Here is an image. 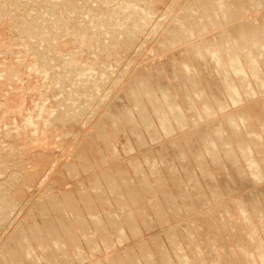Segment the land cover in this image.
I'll return each instance as SVG.
<instances>
[{"label": "rangeland", "instance_id": "1", "mask_svg": "<svg viewBox=\"0 0 264 264\" xmlns=\"http://www.w3.org/2000/svg\"><path fill=\"white\" fill-rule=\"evenodd\" d=\"M4 1H6V2H4ZM10 1V0H9ZM9 1L8 0H0V3H2V5L0 4V12L1 11H4V14H5V12H8L9 11V9H10V12H12V11H14V10H17V11H15L16 13H14L13 12V15H14V18L13 17H11L10 15V12L9 13H7V15H4L3 14V12H1L0 13V16L2 15V17H0V19H2V20H0V37H2V38H0V40H1V42H0V49H1V51H0V53L1 52H3V53H1L0 54V72H5V70H8L9 69V64H10V67L11 66H14V67H16V65H17V68L19 69L20 68V70H21V72H22V74H26V76H24V75H22L23 76V79L24 80H26L24 83H23V86H22V83L21 84H19V86H17L18 88H17V90L19 89V91H17L16 92V90H15V92H13L12 94H14V95H12V96H16L15 97V99H17L16 101H17V103L14 101V102H12V104H13V107H12V104H11V106L10 107H8L10 110H8L6 107H7V100L6 101H4L6 98L5 97H7V99L9 98V95L7 96V92H8V88H7V84L8 83H5L6 81H5V78H3V76H2V78H1V75H0V85H1V87H0V105H1V110L2 111H0V112H2V113H5V112H3V111H5L6 109L9 111V114L8 113H6V114H8V117H7V115H5V114H2V113H0V115L2 114V116H0V123L2 122V120H3V117H4V119H5V121H8V122H10L11 123V125H12V122L11 121H13V118L11 117V115H14V114H16L15 116L17 117L18 116V119L20 118V121H21V118L23 117V116H28V114H30L29 112H33L32 114H30V115H33L36 119H38V117H36V115H35V113H36V111L38 110V109H36L35 107V104H37V105H39L38 103H40L42 100H43V104H44V110H43V112L45 113V111L48 113V112H50V113H45V114H43V116L41 117L42 119L40 120L39 119V121L41 122V124L42 125H47L48 123H50V122H52V123H55V122H61L62 120L63 121H69L70 119H72V118H74L75 117V125H72V131H67L69 128H67V130L65 131V130H62V131H64V132H66L65 134H64V132L62 133L61 131H58V134H55L54 135V137H53V140H51V141H53V144L55 145V140H56V145H55V147L56 148H54V147H51V148H49V146H50V144H49V142H48V139H46V138H44L45 137V135L44 136H42L41 135V132L43 133V130L42 129H39L38 130V132H40V134L38 133L37 135H35L36 134V132H33V131H31V130H29V132H26V135L27 134H30V135H27L26 136V140H27V137H28V139H29V142H30V144L31 145H29V147L28 148H25L26 146H24L23 145V143H22V139L20 138V134H14V139H13V137H11V136H9V139H8V137H6L5 135L8 133L7 131H4L3 133L2 132H0V202H3V200H4V198H2V197H4L5 196V198L7 197L8 199H9V201H7L8 199L6 198V201L9 203H12V204H10V206H9V204L6 202V204H7V206H6V204H5V200H4V202H3V204L2 203H0V204H2V205H0V208H1V206H5V209L8 211H5V209H3L4 207H2L0 210H4L5 212V214L7 213V216H3L2 214V212H3V210H2V212H0V213H2L1 215H0V220L1 219H3V217L5 218L4 219V222H0V253H1V251H5V248H6V251L8 250V249H10V248H12V249H15L16 250V248L17 249H19L17 252H19L20 253V250L23 248V247H20V246H22V244L20 245L19 243H21V242H19V236H21L20 234H22V235H24L26 232H28L29 230L31 231H34V229L35 228H38V227H40V228H43V227H45V226H52L54 223H52V222H55V224H56V226H55V224H54V226L55 227H57V223L58 224H62V226H66V228H62V227H60V229L62 228V229H64V231H61L60 229H58L59 231H57L56 232V235H58V236H53V238L54 237H57V238H54L56 241H57V244H56V241L54 240V239H52V237L50 238V236L49 235H47L46 236V240H48V241H46L45 239L43 240V246L44 247H41L42 248V251H41V248L38 250V249H36L37 250V252H38V254L39 255H41L40 257H42L43 258V262L41 263V262H39V260H38V262H39V264H49V261H51L52 259H49V258H51V257H53V258H56V259H53V260H55V261H51V262H53V263H57V264H124V263H126L127 261L126 260H128V264L132 261H135L134 260V258L136 259H140V262L139 261H137V259H136V261H135V263H142V264H147V261H146V259L148 260V261H150L151 263H153V264H157V262H158V264H174L175 262L176 263H178V260L181 258L182 260H181V262L183 261V257H185V256H183L184 254H185V252H187L186 253V256H187V254H188V258H189V260L188 259H184V261L186 260V262L187 261H192L191 263H193L194 264V262L196 261V263L195 264H203V263H205V264H209V262H211L212 264H217V261L219 262V263H223V264H253V263H249V262H253L254 260H260L261 258L259 257V254H258V256H257V249L255 248L256 247V245L254 246L253 244H254V242L252 243L251 242V238H250V236H249V238H248V234H246V232H248V231H246L245 232V229L243 228L244 227V225H245V222H246V220H245V217H246V215L243 217V212H241V210H240V212H239V210H237V206H236V204H238V201H239V204H244L243 206H244V208H245V210H246V208H247V212H249L250 213V211H251V213H253V214H251V215H253L252 217H254L253 219H254V221L253 222H257V221H259V222H261V221H263L264 220V218H262L263 216H262V214L264 215V200H263V198H264V179H261V180H259L258 179V181H257V179L256 178H254V177H252L251 176V174H250V170H248V171H245L247 168L246 167H248V164L245 162V164L246 165H244V164H242V163H244V162H241V165H239L240 166V168L241 167H243V166H245V170L243 169V168H241L240 169V171L243 169V174L245 173H249V174H247L248 175V177L251 179V180H249L247 177H246V175L245 176H241L240 175V172L238 171H236L237 172V174H235V170H236V168H234L232 165V162L234 161V158L232 159L233 161H231V158L233 157L232 155H234L235 156V158H236V155L238 156L236 159H235V161L237 162V159L239 160L237 163L236 162H234V166L236 167V166H238V165H235V163L236 164H238L240 161H243L244 160V158H242L243 156H242V154H236V152L235 151H237V153H238V149H236L234 152L232 151V152H227L228 151V148H229V146H231L232 147V145L234 144V142H236L234 139H236L235 137H233V134L231 133V135H229V132L231 131V130H229L230 129V127H228L229 126V124H227V121H226V116H228L229 117V115H227V114H230V116L233 114V113H237V112H243V113H245L246 115H247V117L250 115V117L249 118H251L252 119V121H254V123L256 124H254V129H255V131L254 132H257V130H258V132L260 133V131H262V126L264 127V88H262V91H261V89L260 90H258L257 88H258V86L257 87H255L257 90H256V92H255V94L253 95V96H251V98L250 97H247V96H244L243 98H242V100L239 102V103H232L233 101H231L230 102V100L231 99H229V94H228V92H227V90L224 88L225 87V85H224V83H223V81H222V76H221V73H219L217 70H216V68H215V66H214V62L212 61V60H207V59H202V60H200L199 62H198V60L197 59H195V57L194 58H192V54H194V53H192V51H189V49H190V47H195L194 45H196L197 47L199 46H201V45H203L205 42H204V38H206V37H209V36H211V37H215L217 34L219 35V38L221 37L222 38V36H220V35H223V33L226 31L228 34H229V32L232 30V32L234 31V29H236V30H238L240 27H243V24L244 23H246L248 20H252V19H255V18H259V14L260 13H262V12H264V2H262V0H261V4H263V5H257V6H255V4H253V3H251L250 2V0H242V4H243V6L245 5V10H241V9H244V7L243 8H241L242 6H238V4H237V7H236V10L235 11H237L238 12V14L236 13V14H234V15H236V16H234L233 17V19H231L230 20V22H229V20H228V22L226 21V22H222V24L221 25H219V26H217V28H211V25H210V28H209V31L208 30H206V31H204L203 33H201V34H197L196 36H192L191 38H184L185 40H182L180 43H175L174 45H171L172 43V41H169V44L170 45H168L167 47H161V46H158V45H160V43H162V41H163V39H164V37H165V35H166V32H168V31H172V30H174V27L173 26H177L178 24H177V17L178 16H181V17H183V14H185L186 12H187V10L190 8L189 6H192L191 8L193 9V7L195 6L194 5V2H195V4H197L198 6H195V8H194V10H197V9H200V10H197V11H200V12H198V13H200V14H204L205 15V13H204V11H203V8L201 7L200 8V6H199V3H197L196 1H198L199 2V0H165L164 2H163V4H160V5H158L157 6V8L156 7H154V8H152L151 7V3H146V4H142L143 6H144V8L145 9H148V12L151 14L148 18H150V17H152V19L149 21H144V22H142V23H139L138 24V26L140 27V28H138V27H133V24H134V26H135V24L136 23H134V21L136 22L137 20H134L133 22H131V24H128V23H130V22H125V20H122V22H124V23H122L123 24V27H124V24H127L128 26L129 25H132V26H129V29H128V26H126L125 25V31H124V33H125V35H127V32H128V35L127 36H129L128 38H129V42L130 43H132V41L134 42V43H132L131 44V47H130V49L129 48H127L128 46V44H130L128 41H127V39H126V41L124 42L123 41V38H124V36H123V38H121L120 36H121V34L123 33V30H124V28L122 27V29H121V27L119 26L118 28H116V30H115V28L113 29L114 31H117V32H114V34H108V35H106L105 34V38H107V39H105L104 37V40H103V38L102 39H99V40H101L102 42H104L105 44H102L104 47L106 46V48L108 47L107 45H109L110 44V40L108 39L109 38V36L111 37V36H113V37H116V36H118L119 35V38H120V40L121 41H123V45L125 44H127L126 45V48H122L121 49V46L123 47V45H119V47H120V49L117 51V50H114L115 52H111V51H108V52H110V53H108L106 56L108 57H104L105 58V60L101 63L100 61H101V58H99L98 56H99V52L101 51V50H99V43H98V41H97V39L99 38L98 36H96L97 35V33L99 34V33H103L104 32V30H100V29H96V30H94L93 32H96V34L94 35V33L92 34V35H90V37L92 38H90V41H88L89 43L91 42V40H96L97 41V43H95V44H98V46L97 45H95V44H93V41L89 44L90 46H87V49L85 48V46H83L82 47V45H80V43H79V41H78V38L76 37L77 36V34H76V31H75V34L73 33L74 31H72V29L70 30V32H69V30L68 31H62L63 30V28H64V25H65V27L68 25V23L71 21V19H72V17H73V19H72V21L71 22H73V24L75 25L76 23L74 22L75 20H76V15L78 16V18H77V21L79 20V24L81 25V26H84L85 27V25H86V22H84L83 21V17H85L86 16V19L84 18V20H87V17L89 16H92L93 18H94V16H96V15H98L99 13H103V11L104 10H109L110 8H111V10L113 9L114 11H116L117 9H120V6L118 7V5H121V1L120 0H114L115 2L113 3H109L111 0H108L109 2H108V4H107V6H105L104 4L105 3H103V4H101V3H97V4H87L86 6L82 3V5H80L81 3H80V1L78 0V3L76 4L75 3V7L79 10H77V9H75V8H72L71 10H72V12H74V14L72 13H70L69 11H67V10H65V9H67V8H63L64 10H61V8L59 9L58 8V12L55 10L54 11V9L52 10V11H54V12H52L51 10H48L49 9V7L51 8V6H49V5H43V3H42V1H40V0H34V1H32V3H34V4H30V0H23L22 2H25L26 3V5L23 3V5H25L24 7H23V5H21L22 3L19 1V0H11L10 1V3H14V2H18L19 1V4L21 5H19L18 3L14 6V4H9ZM28 1H30L29 3H28V6L29 7H27V2ZM49 2H51L50 0H48ZM75 1V0H74ZM113 1V0H112ZM119 1H120V4H119ZM150 0H148V2H149ZM209 1H214V3H215V0H209ZM232 1V0H231ZM264 1V0H263ZM8 2V3H7ZM36 2L38 3V2H41L42 3V5H43V7L45 6V9L42 7V5H41V3H40V5L39 4H36ZM53 3H55V0H53L52 1ZM77 2V1H76ZM150 2H152V1H150ZM211 2V3H212ZM216 2L218 3V1L216 0ZM4 3V4H3ZM217 3H215V6L217 5ZM7 4H9V5H7ZM109 4H110V6H109ZM201 4V3H200ZM213 4V3H212ZM12 5V6H11ZM37 5V6H36ZM52 5V4H51ZM79 5V6H78ZM83 5H84V7H83ZM101 5V6H100ZM188 5V6H187ZM249 5V6H248ZM2 6V7H1ZM4 6H7V8L5 7V9L3 10V7ZM11 6V7H10ZM13 6H14V8H16L17 7V9H14L13 8ZM38 6H40V7H38ZM46 6H48V8L46 7ZM83 8H82V7ZM98 6L100 7L99 9L100 10H96L95 11V13H96V15H93L94 13H92V15L91 14H88V13H90V11H88L87 9H89V7H91V8H93V9H97L98 8ZM105 6V7H104ZM114 6V7H113ZM146 6H149V7H146ZM213 6H214V4H213ZM247 6V7H246ZM10 7V8H9ZM20 7L22 8V9H20ZM38 7V8H37ZM79 7V8H78ZM103 7V9H101ZM110 7V8H109ZM113 7V8H112ZM115 7H117V9L115 8ZM1 8H2V10H1ZM9 8V9H8ZM19 8V9H18ZM27 8H28V12H27ZM29 8H33L32 10L31 9H29ZM39 8H41V9H39ZM135 8H137V7H135ZM152 8V9H151ZM250 8V9H249ZM14 9V10H13ZM37 9V10H36ZM39 9V10H38ZM44 11H43V10ZM75 9V10H74ZM84 9V10H83ZM116 9V10H115ZM149 9H151V10H149ZM240 9V10H239ZM8 10V11H7ZM24 10H26L25 11V13H24ZM41 10V11H40ZM61 10V14L59 13V11ZM102 10V11H101ZM29 11H31L32 12V15H31V13L29 12ZM35 11V12H34ZM42 11L43 12H45L46 14L47 13H56V14H58V15H56V14H54V16H53V14L52 15H50V14H47V15H45V13L44 14H41L42 13ZM46 11H49V12H46ZM64 11H66V13L64 12ZM77 13H76V12ZM100 11V12H99ZM110 11V10H109ZM113 11V12H114ZM186 11V12H185ZM197 11H194L193 12V15H195L196 13H197ZM202 11V12H201ZM36 13L35 15L36 16H34V13ZM39 12H40V14H39ZM65 14H63V13ZM67 12H68V14H67ZM80 12H81V14H82V16H81V14H80ZM99 12V13H98ZM105 12V11H104ZM28 13H30V15H28ZM83 13H85V15L83 14ZM86 13H87V15H86ZM118 14H119V12H117ZM180 13V14H179ZM197 13V14H198ZM8 14H9V18L7 17L8 16ZM19 14H21V16L19 15ZM25 16H24V15ZM71 14V15H70ZM105 14H107V13H104V15ZM118 14H116V15H118ZM202 14V15H203ZM12 15V16H13ZM15 15H19V17L20 18H18V16H15ZM41 15V16H40ZM70 15V16H69ZM75 17H74V16ZM80 15V16H79ZM199 15V14H198ZM198 15H196V16H198ZM203 15V16H204ZM7 18H6V17ZM26 16H27V18H26ZM28 16H30V17H28ZM31 16H32V18H33V16L35 17V18H31ZM42 16H44V17H42ZM45 16H47V18L45 17ZM52 16V19L50 18ZM56 16H58V20H56V21H54L55 19L54 18H56L57 19V17ZM68 16V17H67ZM100 15H98V16H96V17H99ZM4 17V18H3ZM23 17V18H22ZM25 17V18H24ZM61 17V18H60ZM62 17H64L63 19H62ZM71 19H70V18ZM79 17H82L81 19L79 18ZM88 17V18H89ZM91 17V18H92ZM176 17V18H175ZM181 17H179V18H181ZM190 17H192L190 20L191 21H193L194 20V18H197V17H195L194 16V18H193V16H190ZM199 17V16H198ZM201 17V16H200ZM6 18V19H5ZM11 18H13V20H11ZM18 18V20H20V21H22V23L24 22L23 21V19L25 20V21H29L28 19H32L33 21H30L31 22V24L32 25H30V27L28 28V29H32V27H33V25H35V26H37V27H33L34 29L35 28H37V29H39V30H41L42 28H43V26H45L44 27V29L43 30H45L46 29V27H47V29H48V31H46L47 33H45V34H49L48 32L49 31H52V32H54V36H56L57 37V34H61V36L63 35V32H64V37H65V33L67 34H69L70 36H69V38L68 37H66V38H64L63 39V45L62 46H60V47H58V48H56L55 46H54V40H53V42L51 41H49L50 43H47L46 41H44V43H43V46H42V43L41 42H38V44H37V48H35L36 46V43H37V41H36V43H35V41H32V42H34V43H32V44H34L33 46H34V48L32 47V49L30 48L29 49V47H27V48H25L26 47V45H24V42H28V38H26L25 39V36L24 35H27L28 33H26V31L27 32H29L27 29H24V30H26V31H19V33H17L18 32V30L19 29H15V27L18 25L17 24V22H19V21H16V19ZM37 18H39V19H37ZM47 19V21L45 20H42V19ZM49 18V19H48ZM251 18V19H250ZM257 18V19H258ZM9 19V20H8ZM40 20H42V22L40 21ZM49 20V21H48ZM67 20H69V21H67ZM242 20V21H241ZM260 19H258V25H260V23L262 22V21H259ZM3 23H2V22ZM8 21V22H7ZM10 21V22H9ZM15 21V22H14ZM60 21H61V23H63L64 22V24L62 25L61 23H60ZM85 23V25H82V24H84L83 22ZM126 21H128V20H126ZM13 22H14V25H13ZM30 22H28V23H30ZM36 22H38V23H36ZM43 22H45V24L43 23ZM55 22L57 23V24H55ZM120 23H121V21H119ZM174 22V23H173ZM202 22V21H201ZM244 22V23H243ZM42 23V25L43 26H41L40 24ZM46 23H48V24H46ZM49 23H50V26H49ZM60 23V24H59ZM67 23V24H66ZM162 23V24H161ZM204 23V22H203ZM4 24V25H3ZM37 24V25H36ZM39 24V25H38ZM95 24H96V22H95ZM233 24V25H232ZM240 26H239V25ZM46 25H48V26H46ZM56 25V26H55ZM202 25V24H201ZM232 25V26H231ZM237 27H236V26ZM2 26V27H1ZM15 26V27H14ZM32 26V27H31ZM40 26H41V28H40ZM53 26H55L54 28H53ZM61 26H62V28H61ZM4 27V28H3ZM14 27V28H13ZM39 27V28H38ZM53 28V30H52V28ZM59 29H57V28ZM84 27H82V28H84ZM131 27H133V28H131ZM172 27H173V29H172ZM227 27V28H226ZM232 27H234V28H232ZM22 28V27H21ZM87 27H85V29H86ZM126 28L128 29V30H126ZM131 28V29H130ZM161 28V29H160ZM177 28H178V26H177ZM232 28V29H231ZM10 29V30H9ZM14 29V30H13ZM30 29V31H32V30H34V29H32L31 30ZM37 29H35L34 31H32L31 32V34L34 32L35 33V35H40L39 34V31L37 30ZM56 29V30H55ZM62 29V30H61ZM64 29H66V28H64ZM118 29V30H117ZM119 29H121L120 31H119ZM134 29V30H133ZM221 29V30H220ZM224 30V32H223V30ZM228 29H231V30H228ZM4 30V31H3ZM17 32H16V31ZM130 30V31H129ZM137 30V31H136ZM36 31H38L37 33H36ZM57 31V32H56ZM59 31V32H58ZM60 31H61V33H60ZM72 31V32H71ZM87 31V30H86ZM103 31V32H102ZM134 31H135V33H134ZM141 31V32H140ZM223 32V33H221V34H219L218 32ZM15 32H16V34H15ZM22 32V33H21ZM85 32V31H84ZM122 32V33H121ZM144 32V33H143ZM231 32V33H232ZM2 33V34H1ZM8 33V34H7ZM11 35H10V34ZM14 33V34H13ZM72 33V34H71ZM117 33V34H116ZM132 33V34H131ZM137 33V34H136ZM139 33V34H138ZM263 33H264V29H263ZM18 34V35H17ZM22 34H24V35H22ZM131 34V35H130ZM135 34V35H134ZM142 34V35H141ZM203 34V35H202ZM4 35V36H3ZM6 35V36H5ZM7 35H8V38H7ZM12 35L14 36V38L12 39ZM16 35V36H15ZM32 35H34V34H32ZM72 35V36H71ZM75 35V36H74ZM93 35H94V37H93ZM213 35V36H212ZM19 36H20V38H19ZM29 35H27V37H28ZM81 36V35H80ZM126 36V37H127ZM131 36V37H130ZM4 37V38H3ZM9 37H11V39H9ZM16 37H17V40H15L16 39ZM96 37H98V38H96ZM135 37L137 38V39H135ZM218 37V36H217ZM224 37V36H223ZM18 38H19V40H18ZM94 38V39H93ZM117 38V37H116ZM132 38H134L133 40H132ZM140 38V39H139ZM216 38V37H215ZM6 39L8 40V41H6ZM207 39V38H206ZM11 40V41H10ZM21 40H22V42H21ZM30 40V39H29ZM107 40H109L108 42H107ZM203 40V41H202ZM73 43H72V42ZM77 41V42H76ZM100 41V42H101ZM208 41V40H207ZM101 42V43H102ZM148 42V43H147ZM160 42V43H159ZM202 42H204L203 44H201ZM4 45H3V44ZM8 43V44H7ZM12 43V44H11ZM25 43V44H26ZM67 43V44H66ZM76 43V44H75ZM157 43H158V45H157ZM182 43V44H181ZM195 43V44H194ZM208 43V42H207ZM207 43H205L204 45H207ZM40 44V46H38ZM75 44V45H74ZM79 44V45H78ZM93 44V45H92ZM143 44H145V45H143ZM199 44V45H198ZM201 44V45H200ZM16 45V46H15ZM21 45H23V46H21ZM53 47H52V46ZM133 45V46H132ZM156 45V46H155ZM190 45V46H189ZM192 45V46H191ZM142 46H143V48H142ZM8 47V48H7ZM11 47V48H10ZM13 47V48H12ZM42 47H45V48H42ZM76 47V48H75ZM88 47H90V50H89V48ZM92 47V48H91ZM94 47V48H93ZM133 47V48H132ZM157 47H159V48H157ZM161 47V48H160ZM196 47V48H197ZM202 47V46H201ZM205 47V46H204ZM203 47V48H204ZM56 50H55V49ZM97 48V49H96ZM155 48H157V49H155ZM168 48V49H167ZM170 48V49H169ZM188 48V49H187ZM34 49H36L37 51H41L40 53H44L45 51H46V55L48 56L49 55V52H47V50H49V49H51V51L53 52V54H55L56 52H59L60 54H58L57 53V55H58V57L60 58V61H61V64H58V65H60V66H63V64H62V62H68V60L70 61L71 59H72V57H74L75 56V58H76V56H81V54H82V57L85 59V60H88V62H90L89 64L88 63H86V62H84L83 63V65L84 64H86V65H90V64H92V66H89V67H91L92 69L94 68V71L93 72H95V70L96 69H99L100 67H101V70L99 69V70H97V72H98V74H100V77L102 78V76H103V78L105 79L104 81H105V85H103L102 83H100V81L101 80H103V79H101L100 81H99V77H98V79L96 78V79H94L95 81H94V84H95V82H97L96 84H98L99 85V87H101L99 90L101 91V89H102V87H104L102 90V92H98V93H95V97L93 96V97H90L91 99H96V100H94V102H92L91 100L89 101V104L88 105H84V106H87V109L86 108H84V106L82 107V108H84V112H82L81 110V112H79V107L78 106H75L74 108L73 107H71L73 104H72V101H73V103L75 102V101H77V103L79 102V101H82V99H84V98H82V97H84L85 95H87V92L84 90V89H86L85 88V86H84V84L83 83H87L85 80L87 79V77H81V78H83L82 80H80L79 81V79L77 80V78H79L78 76H80V75H78V74H80V71H78L79 73L78 74H74L73 73V68H75L74 66H77V65H75L74 64V62H73V64H72V62H71V67H72V69H71V67H68L67 69L68 70H61L62 68H60V70H61V72H59L58 70H55L56 69V66H52L51 67V65L49 66H45V65H47V62H45V60H40L41 58L39 57V53L38 52H36V50L34 51V52H31L32 50H34ZM45 49V50H44ZM80 49V50H79ZM93 49H95V50H93ZM125 49H126V52H125ZM158 49H160V51L158 50ZM185 49H186V51H185ZM191 49H193V48H191ZM31 50V51H30ZM44 50V52H42ZM53 50H55V52L53 51ZM61 50V51H60ZM76 50H77V52H76ZM83 50V51H82ZM89 50V51H88ZM107 50H109V47H108V49ZM127 50H128V52H127ZM155 50V51H154ZM50 51V50H49ZM69 51H71V52H69ZM73 51H75L77 54H74L75 52H73ZM119 51H120V53H119ZM123 51V52H122ZM158 51V52H157ZM9 52V53H8ZM11 52V53H10ZM27 52V53H26ZM36 52V53H35ZM69 53V55H70V53H71V55L72 54H74V55H72V57L71 56H66L68 53ZM81 54H80V53ZM91 52V53H90ZM93 52H94V54H93ZM97 52V53H96ZM185 52V53H184ZM194 52V51H193ZM6 53V54H5ZM90 53V54H89ZM113 53V54H112ZM117 53H119V54H117ZM123 53H125L124 55H123ZM180 53H181V55L184 53L185 55L188 53V55H183V56H185V57H183V56H181L180 55ZM189 53H191V56H190V54ZM3 54V55H2ZM22 54V55H21ZM27 54V55H26ZM36 54H39V55H36ZM64 54H65V56H64ZM96 54V55H95ZM97 54H98V56H97ZM45 55V54H44ZM50 55H51V53H50ZM49 55V56H50ZM60 55V56H59ZM63 55V56H62ZM87 55V56H86ZM115 55V56H114ZM53 56V55H52ZM95 56V57H94ZM125 56V57H124ZM173 58H172V57ZM63 57V58H62ZM96 57H98L97 59H94V58H96ZM122 57V58H121ZM165 57V58H164ZM167 57V58H166ZM209 57V56H208ZM4 60H3V59ZM38 58H40L39 60L40 61H38ZM74 58V59H75ZM114 58V59H113ZM135 58V59H134ZM174 58H175V61H174ZM183 58H184V60L186 59L187 61L190 59L191 61H188L190 64H191V66H192V68L191 69H193L194 71H197L196 72V74H200V76H198L197 75V77H201L202 79H205L206 78V80H201L200 78V81H201V83L203 84V88H205V90L206 91H204L205 93H204V97L206 98V100H210L213 104H216V99L218 98L219 100H220V97H221V99L224 97V99L229 103H231V104H228L227 103V105H228V107H226L224 110H219V111H217L218 113H219V115H218V113L216 112V113H214V115L212 116V115H209V116H202V118H199L198 119V117L196 118H194V116H192V113L190 112H188L187 111V106H186V104H187V102H186V104H185V97L183 98V95H186L187 93L190 95L191 94V96H193L195 99H196V95L192 92V91H190L191 89H193L192 88V86H190V83H188V85H187V82H190V81H188V77H187V75H186V73L183 71V69L181 68V67H179V64L182 62V60H183ZM62 59V60H61ZM66 60V61H63V60ZM92 59H93V61H92ZM209 59H213V57H209ZM118 60H120V61H118ZM42 61V62H41ZM71 61H73V59L71 60ZM107 61V62H106ZM113 61V62H112ZM117 61V62H116ZM172 61H174V63L171 62ZM206 61H207V64H205L206 63ZM38 62H41V63H43L42 65L40 64V63H38ZM92 62V63H91ZM98 62V63H97ZM112 62V63H111ZM114 62H116V63H114ZM169 62V63H168ZM177 62V63H176ZM198 62V63H197ZM37 63V64H36ZM44 63H45V65H44ZM114 63V64H113ZM164 63V64H163ZM5 64V65H4ZM21 64L23 65V66H21ZM93 64L95 65H98V67H96V65L95 66H93ZM110 64L112 65V68H111V66H110ZM116 64H118V65H116ZM172 66H171V65ZM173 64L176 66V67H174L173 66ZM198 64H200V66L198 65ZM202 64H204V65H202ZM7 65V66H6ZM34 65H35V67H36V69H35V67H34ZM57 65V66H58ZM103 65H105V66H103ZM156 67H155V66ZM158 65V66H157ZM209 65V66H208ZM24 66H25V69H24ZM27 66V67H26ZM40 66V68L39 69H41V70H47V71H50V73L48 74L49 76H48V78H50V79H48L46 82H43L42 81V77H41V75L44 73H42V71L41 72H39L38 70V67ZM85 66V65H84ZM84 66H82V67H84ZM117 66V67H116ZM125 66V67H124ZM180 66H181V64H180ZM205 66H206V69H204L205 68ZM5 67V68H4ZM8 67V68H7ZM30 67H32V68H34V69H32V68H30ZM53 67H55L54 69H53ZM107 67H109L111 70H113V71H111L109 68L107 69ZM119 67V68H118ZM163 67V68H162ZM199 67H201V68H199ZM45 68V69H44ZM52 68V69H51ZM69 68L71 69L70 71H72V73L71 74H66V72L67 71H69ZM84 68H86V67H84ZM84 68H81V69H84ZM106 68V69H105ZM114 68V69H113ZM126 68V69H125ZM128 68V69H127ZM139 68V69H138ZM151 70H150V69ZM177 68V69H176ZM181 68V69H180ZM194 68H196V69H194ZM1 69H3V70H1ZM23 69V70H22ZM51 69V70H50ZM57 69H59V68H57ZM76 69V68H75ZM103 69V70H102ZM155 69H156V71H155ZM208 69V70H207ZM28 70H29V72H28ZM37 70V71H36ZM53 70V71H52ZM124 70V71H123ZM149 70V71H148ZM164 72H163V71ZM177 70V71H176ZM205 70V71H204ZM24 71V72H23ZM52 71V72H51ZM62 71H64V72H62ZM102 71H105V72H107V74H108V72H109V74L111 73V78L109 77V76H106V78H105V76H104V74L101 76V72ZM126 71V72H125ZM139 71H140V73H139ZM157 71H158V73H157ZM169 71V72H168ZM203 71V72H202ZM32 72V73H31ZM34 72H35V74H34ZM63 73L62 75H60L59 73ZM96 72V73H97ZM115 72V73H114ZM152 72V73H151ZM153 72H155V73H153ZM172 72V73H171ZM40 73V74H39ZM57 74L56 76H55V74ZM68 73V72H67ZM104 73V72H103ZM114 73V75H112ZM136 75H135V74ZM211 73V74H210ZM32 74H33V76H32ZM141 74H143V75H141ZM146 76H148L147 77V79H146V77H145V75ZM150 74H152V75H150ZM160 74V75H159ZM210 74V75H209ZM214 74V75H213ZM40 75V76H39ZM58 75H60V76H62V77H60V76H58ZM66 75H68V76H70V77H68L67 76V79L69 80V78L71 79V80H67V79H63V77H65ZM74 75H76L77 76V78H75L73 81H72V77L74 78ZM207 75V76H206ZM212 75V77H210ZM57 76H58V78H57ZM138 76L140 77V76H142V78H138ZM161 76H163V77H161ZM172 76V77H171ZM174 76V77H173ZM177 77V79H176V77ZM206 76V77H205ZM28 77V78H27ZM32 78L31 80H30V78ZM55 79H54V78ZM96 77H97V75H96ZM136 77V78H135ZM152 77V78H151ZM169 77V78H168ZM58 80H57V79ZM80 78V79H81ZM86 78V79H85ZM145 80H144V79ZM172 78V79H171ZM209 78V79H208ZM211 78H213V79H211ZM215 78V79H214ZM108 81H107V80ZM110 79V80H109ZM149 79V80H148ZM171 79V80H170ZM179 79H182V80H179ZM219 79V81H217ZM36 80H38V81H36ZM62 80H64V82L66 81V82H68V84H66V82H65V84L66 85H64L63 87L64 88H62V86H60V85H62V83L59 85V83H58V81H62ZM78 82H77V81ZM99 82H98V81ZM143 80V81H142ZM147 80V81H146ZM208 80H210L209 82H208ZM214 80H216V83H215V81ZM252 80H254V79H252ZM54 81H56V82H54ZM70 81H71V84L70 85H72V83H76L77 82V84H78V86L80 87V85L81 86H83V87H78V86H74L76 89H78L79 88V92H81V94H79V92H77L76 93V91H78V90H76L75 88V90L74 89H71L73 86H70L69 85V83H70ZM76 81V82H75ZM81 81H85V82H81ZM88 82H90L89 80H87ZM107 81V82H106ZM141 81H142V83H141ZM146 81V82H145ZM150 81H151V86H152V88H154V90H155V94L158 92L157 90H159V92L157 93L158 95L157 96H159L158 97V99L160 98V97H163V93H164V91H166V90H171L169 93H171L170 95L171 96H173V97H175V100L177 99V106L179 105V107L182 105V104H185V105H182L180 108H183V110H182V112H183V118H185V119H187V121H188V123L186 122V124L188 125H185V127L183 128V127H181V126H179L178 125V123L175 121V118L176 117H173V119L172 120H174L173 121V123L174 124H176L177 123V125H176V127H175V129H173L170 133H167V132H165L164 130H162V128L160 127V125L158 124V122H157V120H155L154 119V115L152 114L153 112H151L152 111V106H151V104H149L150 102L148 101V104L147 105H150V107L148 108V110H150V115L152 114V116H154L153 117V119L157 122V123H155V124H153V126H152V129H150V127L148 128L147 126H145V124L144 123H142V120H141V117H140V115H139V112H138V108L136 107V105L134 104V102H132V99L130 98V96L129 95H127V91H126V88H127V84H129V85H134L135 84V86H139V85H141V84H143V83H145V84H149L150 83ZM169 81V82H168ZM178 81H180L181 82V88H182V86H183V84H184V86H183V90H181V88L179 87V88H177L176 86H180L179 84L180 83H176V82H178ZM203 81V82H202ZM214 81V82H213ZM37 82V83H36ZM49 82V83H48ZM51 82V83H50ZM63 82V83H64ZM81 82V83H80ZM103 82V81H102ZM132 82V83H131ZM138 82V83H137ZM186 82V83H185ZM216 85L217 84V82H218V84L215 86V85H213V83ZM27 83V84H26ZM31 83V84H30ZM39 83V84H38ZM42 83H43V85H42ZM48 83V84H47ZM56 83V84H55ZM79 83H80V85H79ZM131 83V84H130ZM134 83V84H133ZM167 83V84H166ZM178 84V85H176V84ZM212 83V84H211ZM221 83V84H220ZM6 84V85H5ZM37 84H38V86H37ZM77 84H73V85H77ZM95 84V85H96ZM102 86H101V85ZM158 84V85H157ZM186 84V85H185ZM207 86V87H205V85ZM208 84H210V86L208 85ZM36 85V86H35ZM39 85H42L43 86V88L44 89H42V93L39 95L40 96V98H41V96L42 97H44V98H38V92L37 91H39L40 90V86ZM46 85H48L47 86V88H46ZM85 85H87V86H89L88 84H85ZM94 85V86H95ZM6 86V87H5ZM45 86V87H44ZM58 86V87H57ZM69 87L70 86V89L71 90H74V91H72V93L74 94V96H72L73 98H70L71 96L70 95H73L72 93H70V95H69V91L68 90H70V89H68V90H66V87ZM163 86V88H164V90H163V88H161ZM167 88H165V87ZM169 86V87H168ZM214 86V87H213ZM220 86V87H219ZM19 87H22L21 89L19 88ZM32 87H34V88H39V90H35L34 88H32ZM52 88V89H55V90H52V91H50V89L49 88ZM56 87V88H55ZM98 86L96 85V88H97ZM140 87V86H139ZM156 87V88H155ZM186 89H185V88ZM191 87V88H190ZM24 88V89H23ZM57 88H59V89H57ZM84 88V89H83ZM88 88V87H87ZM169 88V89H168ZM177 90H176V89ZM47 89H48V91H47ZM65 89V90H64ZM179 89V90H178ZM185 89V90H184ZM212 89V94H211V90ZM216 89H217V91H216ZM7 90V91H6ZM21 90V91H20ZM31 92H30V91ZM58 90V91H57ZM71 90H70V92H71ZM81 90H83V91H85L86 92V94H85V92H82ZM174 90V91H173ZM176 90V91H175ZM208 90L210 91V92H208ZM216 92H215V91ZM222 90V91H221ZM12 90L10 89V92H11ZM35 91V92H34ZM44 91H46V92H44ZM59 91H61V92H59ZM160 91H162V92H160ZM184 91V92H183ZM219 91H221V93L219 92ZM23 92V93H22ZM29 92V93H28ZM63 92V93H62ZM65 92H66V94H65ZM121 92H123V93H121ZM168 92H165V93H168ZM179 92V93H178ZM226 93V95H228L227 97H226V95H225V93ZM31 93V94H30ZM52 93V94H51ZM56 93V94H55ZM62 93V94H61ZM176 93H178L177 95H176ZM213 93H215V94H213ZM17 94V95H16ZM21 94V95H20ZM24 94H26V96H24ZM37 94V95H36ZM44 96H43V95ZM49 94H51V95H49ZM58 94V96H56ZM64 94V95H63ZM83 94V95H82ZM85 94V95H84ZM98 94V96L96 97V95ZM183 94V95H182ZM207 94V95H206ZM219 94H221V95H219ZM49 95V96H48ZM69 95V96H68ZM80 95H82V96H80ZM94 95V94H93ZM214 95H216V96H214ZM5 96V97H4ZM20 96H21V98L24 96V98H22L23 99V101L21 100V98H20ZM29 96V97H28ZM35 96V97H34ZM46 96V97H45ZM53 96V97H52ZM62 96H67V97H62ZM123 96L125 97V98H123ZM182 96V97H181ZM51 97V98H50ZM55 97V98H54ZM57 97H59V99H61V102H59L60 100L59 99H57ZM77 97H79V98H77ZM129 98V100H128V98ZM192 97V98H193ZM216 97V98H215ZM12 98V97H11ZM34 98H36V99H33ZM46 98V99H45ZM67 98V99H66ZM77 98V99H76ZM103 98H104V100H103ZM121 98V99H120ZM178 98H179V100H178ZM182 98V99H181ZM30 99V100H29ZM48 99V100H47ZM50 99V100H49ZM87 99V98H86ZM125 99H127V100H125ZM195 99H194V101H195ZM197 99H198V97H197ZM196 99V100H197ZM224 99H222L220 102L221 103H223V104H226V101L224 100ZM25 100H26V102H25ZM56 100V101H55ZM59 100V101H58ZM63 100H65V102L63 101ZM70 100V101H69ZM79 100V101H78ZM103 100V101H102ZM160 101H161V99H159ZM164 100V97L162 98V101ZM244 100V101H243ZM35 101H38L37 103L35 102ZM47 101H49V102H47ZM63 101V102H62ZM67 101V102H66ZM69 101V102H68ZM98 101H99V103H98ZM146 101V100H145ZM147 101H146V103H147ZM165 101V100H164ZM164 101H163V103H164ZM182 101H184V102H182ZM198 101L199 102H201V100H200V98L198 99ZM209 101V102H210ZM260 101V102H259ZM3 102H5V103H3ZM23 102H24V104H23ZM28 102V103H27ZM34 102H35V104H34ZM55 103V104H58V105H55V104H53L52 105V103ZM121 102V103H120ZM180 104H179V103ZM196 102V101H195ZM19 103V104H18ZM32 103V104H31ZM45 103H47L46 105H45ZM69 104V106H68V104ZM70 103H71V105H70ZM76 103V102H75ZM116 103H118V104H116ZM145 103V104H146ZM2 104H4V106L6 105V109H4V107H3V105ZM18 104V105H17ZM43 104H42V102L40 103V106L42 105L43 106ZM50 104V105H49ZM63 104V105H62ZM65 104H67V105H65ZM80 104V103H79ZM98 104V105H97ZM114 104V105H113ZM121 104V105H120ZM165 104V103H164ZM197 104V103H196ZM16 106V108H15V106ZM19 105H21V106H19ZM59 105H61V106H59ZM91 105V106H90ZM202 105V104H201ZM201 105H200V103H199V106L201 107ZM231 105V106H230ZM25 106V107H24ZM35 106V107H34ZM65 108H64V107ZM90 106V107H89ZM96 106V107H95ZM98 106V107H97ZM112 106V107H111ZM114 106V107H113ZM167 106V105H166ZM186 106V107H185ZM198 106V105H197ZM198 106V107H199ZM230 106V107H229ZM246 106V107H245ZM23 107H24V109H23ZM59 107V108H58ZM61 107V108H60ZM89 107V108H88ZM123 107V108H122ZM258 107V108H257ZM261 107V108H260ZM12 108H13V110H12ZM35 108V109H34ZM128 108H133V110L132 109H130V110H132L133 111V113L130 115V117L128 118V121L130 122V123H128V121H126L125 122V119L123 120V118L125 117V115L124 114H122L121 113V115H123L122 117H120V112H123V111H125L124 109H127L128 110ZM135 108V109H134ZM202 108V107H201ZM250 108V109H249ZM16 109H17V111H16ZM30 111H29V110ZM50 111H49V110ZM51 109H53V111H51ZM55 109V110H54ZM58 109V110H57ZM66 109V110H65ZM73 109V110H72ZM76 109H78V112L80 113H78L77 112V110ZM111 109V110H110ZM116 109H118V110H116ZM120 109V110H119ZM200 109V108H199ZM241 111H240V110ZM247 109V110H246ZM258 109V110H257ZM260 109V110H259ZM28 110V111H27ZM36 110V111H35ZM69 110V111H68ZM86 110V111H85ZM114 110V111H113ZM186 110V111H185ZM218 110V109H217ZM34 111H35V113H34ZM58 111V112H57ZM67 111V112H66ZM74 111H76V112H74ZM111 111V113L112 114H110L109 112ZM185 111V112H184ZM252 111H253V113H252ZM7 112V111H6ZM22 112V113H21ZM64 112V114L66 115H64L65 117H66V119H65V117L63 116V115H60V114H62ZM113 112H114V114H113ZM188 112V113H187ZM12 113V114H11ZM26 113V114H25ZM54 113H55V115H54ZM56 113H59V114H56ZM67 113V114H66ZM69 113H72V114H69ZM83 113V114H82ZM135 113V115H133ZM232 113V114H231ZM252 113V114H251ZM256 113V114H255ZM51 114V115H50ZM52 114H53V116H52ZM69 114V115H68ZM75 114V115H74ZM82 114V115H81ZM110 114V115H109ZM118 115L119 116V118H122V122L123 123H125V124H123V125H121V126H123V127H120V128H116L115 127V129H114V127H112L111 126V124H110V118L109 117H114V115ZM185 114V115H184ZM189 114H190V116H192V118L189 116ZM226 114V115H225ZM235 114H233V115H235ZM249 114V115H248ZM257 114H259L258 116H257ZM3 115H5L6 116V118H8V119H6L5 118V116H3ZM10 115V116H9ZM45 115V116H44ZM68 115V116H67ZM76 115H78L77 117H76ZM149 115V116H150ZM186 115H187V117L190 119H188L187 117H186ZM262 115V116H261ZM20 116V117H19ZM52 117L51 118V120H53V121H48L47 122V118H48V120L50 119V117ZM63 116V117H62ZM70 116V117H69ZM72 116V117H71ZM117 116V117H118ZM185 116V117H184ZM10 117V118H9ZM46 117V118H45ZM70 119H69V118ZM151 117V116H150ZM171 117H172V115H171ZM178 117V116H177ZM219 117V118H218ZM227 117V118H228ZM54 118H56V119H54ZM58 118V119H57ZM60 118V119H59ZM61 118H62V120H61ZM64 118V119H63ZM67 118H68V120H67ZM76 118H77V121H76ZM134 118V119H133ZM224 118V119H223ZM249 118H248V121H249ZM263 118V119H262ZM45 121H44V120ZM137 119H139V120H137ZM196 119V120H195ZM217 119H219V120H217ZM224 121H223V120ZM250 119V120H251ZM258 119V120H257ZM55 120H57V121H55ZM133 120V121H132ZM203 120V121H202ZM216 120V121H215ZM222 121V128H220V127H218L217 129H220V130H222L223 128L225 129V131H227V132H224L223 134H225V135H221V137L222 136H224V138L226 137V138H228L229 137V139H224L223 137H222V139L220 138H214L215 139V141L218 143V140H221V141H225V143L224 144H226V143H229V140L231 141L230 143H231V145H230V143L228 144L229 146H227V144L226 145H224L225 147H228V148H226V150H225V147H223V145H221V147L219 148V146H220V144H221V142H219L220 144H218L219 146L218 147H215V149H214V146H213V144L215 145V143L216 142H214L213 143V141H212V139L210 138V140L208 141V144H209V147H208V144L206 145V139L204 138L205 136L204 135H206V133L208 134V132H207V130L208 131H213L214 130V127L213 126H216L217 125V123H219V122H221ZM55 121V122H54ZM62 121V122H63ZM139 121V122H138ZM186 121V120H185ZM218 121V122H217ZM248 121L246 122V120H245V123H246V125L248 124ZM43 122V123H42ZM213 122H215V124L213 123ZM217 122V123H216ZM226 122V123H225ZM258 122V123H257ZM47 123V124H46ZM51 123V124H52ZM261 123V124H260ZM77 124V125H76ZM129 124H131V126L129 125ZM158 124V125H157ZM174 124H172L173 126H174ZM211 124H213V126L211 125ZM220 124V123H219ZM218 124V125H219ZM240 124V125H239ZM48 125H50V124H48ZM133 125H136L137 126V128H136V133L137 132H139V133H135L134 134V132H135V129L133 130V129H131V127L133 126ZM141 126V127H138V126ZM217 125V126H218ZM224 125H226V126H224ZM238 126H240V130L241 131H246L245 130V128H247L246 126H244V124H243V122L242 123H238L237 124ZM242 125V126H241ZM262 125V126H261ZM82 126V127H81ZM105 126H107V127H105ZM156 126H157V128H156ZM159 126V127H158ZM172 126V127H173ZM178 126V127H177ZM212 126V127H211ZM257 126V127H256ZM43 127V126H42ZM133 127H135V126H133ZM132 127V128H133ZM143 127V128H142ZM201 127V128H200ZM203 127V128H202ZM242 127V128H241ZM14 129L13 127H9L8 129ZM35 128V127H34ZM56 128V127H55ZM74 128V129H73ZM104 128V129H103ZM139 128L141 129V130H139ZM174 128V127H173ZM198 128V129H197ZM210 130H209V129ZM212 128V129H211ZM7 129V127L5 128V130H8ZM109 129V130H108ZM129 129H131V130H129ZM144 129V130H143ZM157 129V130H156ZM195 129V130H194ZM204 129V130H203ZM215 129H216V127H215ZM216 129V130H217ZM224 129L222 130V131H224ZM60 130V129H59ZM71 130V129H70ZM105 130V131H104ZM107 130V131H106ZM118 132H117V131ZM125 130V132H123ZM132 130L134 131V132H132ZM139 130V131H138ZM155 130V131H154ZM202 130V132L203 133H205V134H203V133H201L200 131ZM216 130H214L213 132L215 133L216 132ZM247 130H248V128H247ZM128 131V132H127ZM142 131V132H141ZM160 131V132H159ZM6 132V133H5ZM77 132V133H76ZM110 132H113L112 133V135H113V137L114 136H116L114 139H116V143H117V146L118 147H120V149L117 147L115 150H113L112 151V148H113V146H111V145H109V146H107V143L105 142V140H106V138L107 137H105L106 136V134H108V133H110ZM116 132V133H115ZM141 132V133H140ZM198 132H200L199 133V135L196 137V135L198 134ZM213 132H210L209 134H214ZM242 132V133H243ZM257 132V133H258ZM5 133V135H3ZM60 133V134H59ZM69 135H68V134ZM76 133V134H75ZM106 133V134H105ZM120 133V134H119ZM189 133V134H188ZM191 133V134H190ZM246 133H248L246 136H249L250 138H251V136H252V140L254 139L253 138V135L255 134V133H253V131H252V133H253V135H251V132H250V134H249V132H247L246 131ZM257 133H256V135H257ZM31 134H33V135H31ZM104 134V135H103ZM127 134V135H126ZM134 134V135H133ZM202 134V135H201ZM245 134V133H244ZM9 134H7V136H8ZM59 135V136H58ZM63 135V136H62ZM97 135V136H96ZM191 135V136H190ZM193 135V136H192ZM195 135V136H194ZM229 135V136H228ZM251 135V136H250ZM40 136V137H39ZM66 136V137H65ZM69 136V137H68ZM187 136V137H186ZM190 136V137H189ZM200 136V138H202V139H200L199 138V140H198V137ZM228 136V137H227ZM231 136H232V139H231ZM36 137L38 138V139H36ZM58 137V138H57ZM95 137V138H94ZM98 137V138H97ZM123 137V138H122ZM125 137V138H124ZM140 137V138H139ZM182 137H183V139H182ZM185 137V138H184ZM193 137V138H192ZM215 137H218V136H215ZM249 137H245L246 139H248V141L250 140L249 139ZM10 138H12V140L10 139ZM40 138L42 139V141L40 140ZM60 138V139H59ZM68 138V139H67ZM105 138V139H104ZM168 138V139H167ZM180 138V139H179ZM191 138V139H190ZM194 138H195V141L197 140V142H196V144L194 143L195 141H194ZM205 140H204V139ZM20 139H21V141H20ZM36 141H35V140ZM55 139V140H54ZM92 141H91V140ZM95 139L97 140V143L96 142H93V141H95ZM121 139H123V140H120ZM145 139V140H144ZM185 139H188V140H190V141H192L193 143H194V145H188V144H193L192 142H190L189 141V143H188V140H185ZM5 140V141H4ZM40 140V141H39ZM44 140H46L45 141V143L43 142ZM70 140H72V141H70ZM90 140V142L89 143H87L88 141ZM99 140V141H98ZM147 140V141H146ZM174 140V141H173ZM176 140V141H175ZM177 140H181L180 141V143H179V141H177ZM183 140V141H182ZM185 140V141H184ZM200 140H203L204 142H206V143H204L203 141H202V143L200 144ZM233 140V141H232ZM237 140V139H236ZM4 141V142H3ZM14 141V142H13ZM28 141V140H27ZM35 141V142H34ZM62 141V142H61ZM134 141V142H133ZM141 141V142H140ZM172 141V142H171ZM211 141H212V143H211ZM227 141V142H226ZM258 141V140H257ZM256 141V143H260L261 144V142H257ZM11 142H13V143H15V145H17V147L15 146V145H12V143ZM20 142V143H19ZM41 142H43V143H41ZM68 142H70V143H68ZM94 143V149H95V151H93V150H90V148H92L93 147V145H90L91 147L89 148V145L88 144H90V143ZM104 142H105V144H104ZM174 142H176V143H178V144H176V143H174ZM182 142V143H181ZM233 142V143H232ZM250 142V141H249ZM4 143V144H3ZM6 143H7V145H6ZM33 143V144H32ZM34 143H36V145L34 144ZM39 143H41L40 145H39ZM61 143V144H60ZM92 143V144H93ZM98 143H99V147H101L98 151H97V149L99 148H97L96 147V144H97V146H98ZM128 143V144H127ZM134 143V144H133ZM184 143V144H183ZM210 143H211V146L212 147H210ZM216 143V144H217ZM128 146H127V145ZM187 144V145H186ZM199 144V145H198ZM222 144H223V142H222ZM251 144H254V142L253 143H251ZM264 144V143H263ZM263 144H261L262 146H260L261 148H259L260 150L259 151H257V146H256V144H254V145H252L251 147H252V149H251V151H253V154L255 153L254 151H257L258 153L260 152V154H257V152H256V154H254L255 155V159H257V156H259V157H261V159H263L264 160V154H261V153H264V151L262 152V150L261 149H263L264 150V145ZM10 145H12V146H10ZM24 146V147H22L23 148V150H22V148L20 147V146ZM46 145V146H45ZM61 146V147H59V146ZM66 145H67V147H66ZM122 145V146H121ZM131 145V146H130ZM173 145H176V146H173ZM203 145V146H202ZM3 146V151H2V147ZM38 146H40V147H38ZM108 148H107V147ZM124 146V147H123ZM126 146V147H125ZM177 146H178V148H177ZM179 146H181V147H183V148H181V152H179L180 151V148H179ZM208 147V152H207V149H206V147ZM254 146H256L255 148H254ZM48 147V148H47ZM109 147L111 148V149H109ZM135 147V148H134ZM199 147V148H198ZM224 148V150L227 152H225L224 153V150L222 151V149ZM234 147H235V144H234ZM7 148V149H6ZM17 148V149H16ZM26 150H25V149ZM32 148V149H31ZM36 148V149H35ZM42 148V149H41ZM53 148V149H52ZM97 148V149H96ZM125 148V149H124ZM128 149V151H127V149ZM132 148V149H131ZM165 148V149H164ZM170 148V149H169ZM172 148V149H171ZM173 148H176V149H174L173 150ZM211 148H213V149H211ZM216 148H219V149H221V150H219V149H216ZM255 150H254V149ZM28 149V150H27ZM49 149H51V150H49ZM93 149V148H92ZM103 149V150H102ZM210 149L211 150H214L215 152V154H214V156L216 155V158H217V154L216 153H218L219 155H218V160L219 161H216L213 157H211L212 156V152L210 151ZM229 149H231V148H229ZM5 150V151H4ZM45 150V151H44ZM49 150V151H48ZM80 150V151H79ZM84 150V151H83ZM119 150V151H118ZM125 150V151H124ZM129 150H130V152H129ZM192 152H191V151ZM216 150L218 151H222L223 153H219V151L218 152H216ZM26 151H29L30 153H28V152H26ZM86 151V152H85ZM93 151V152H92ZM102 152V154H104V156L106 157V159H102L103 160V162H102V160H99V158L98 157H100V156H102V157H104L102 154H101V152ZM187 151V152H186ZM203 152V154L202 153H200V152ZM21 152V153H20ZM23 152H25L24 154H23ZM80 154H79V153ZM84 152V153H83ZM164 152H166L165 153V155H164ZM177 152V153H176ZM209 152H211V153H209ZM240 152V151H239ZM15 153V154H14ZM18 153V154H17ZM83 153V154H82ZM90 153V154H89ZM92 153V154H91ZM178 153H180V155L178 154ZM185 153V155H182V154H184ZM187 153V154H186ZM208 153V154H207ZM229 153H233L232 155L231 154H229ZM8 154H9V156H8ZM87 154V155H86ZM98 154H99V156H98ZM114 154V155H113ZM209 154H211V155H209ZM222 154H223V156H222ZM224 154H226V156H224ZM228 154L230 155V157H228ZM49 155V156H48ZM80 155V156H79ZM84 156V157H86V160L88 161H86V163H85V158L83 159V158H80L81 156ZM95 155V156H94ZM112 156V157H111ZM176 156V157H175ZM178 156V157H177ZM185 156V157H184ZM202 156V157H201ZM222 156V157H221ZM239 156H241L240 158H239ZM87 157H89V158H87ZM92 157V158H91ZM187 157H190L189 159H187ZM219 157H221V158H219ZM228 157V158H227ZM258 157V158H259ZM117 158V159H116ZM177 158H178V160L179 161H177ZM179 158H181V159H179ZM183 158V159H182ZM186 160H185V159ZM211 158V159H210ZM229 158H230V161H229ZM243 160H242V159ZM35 159V160H34ZM44 159V160H43ZM48 159H50V160H48ZM97 159V160H96ZM144 159V160H143ZM203 159H206L207 161H204ZM210 159V160H209ZM222 159V160H221ZM225 159H226V161H225ZM260 159V158H259ZM258 159V160H259ZM260 159V162H259V164L261 163V162H263V160H261ZM4 160V161H3ZM27 160V161H26ZM41 160V161H40ZM90 160V161H89ZM108 160V161H107ZM189 162H188V161ZM191 160V161H190ZM212 160H214V161H212ZM229 162H228V161ZM26 161V162H25ZM58 161V162H57ZM170 161V162H169ZM223 161V162H222ZM33 162V163H32ZM42 162V163H41ZM45 162H47L46 163V166H44L45 167V170H44V172L42 173V175H40V177H37L34 181H26L25 182V184H27L28 183V185H24V181H20V182H18L19 184H22V185H19V184H15V182H13V179H16L15 177H16V172H18L19 173V168H21V172H23V169H24V167H27V168H25V170L28 172V170L29 169H31V171H32V169H34L33 167H35V165H37L38 163H40L41 165L42 164H44ZM83 162H84V164H83ZM90 162H92V163H90ZM136 162V163H135ZM138 162V163H137ZM173 162H175V163H173ZM178 162V163H177ZM191 162V163H190ZM195 162V163H194ZM205 162V163H204ZM215 162H217V164H218V166L216 165V163ZM228 162V163H227ZM7 163V164H6ZM23 163V164H22ZM75 163V164H74ZM89 163V164H88ZM156 163L158 164V165H156ZM176 163L177 164H180V165H176ZM190 163V164H189ZM204 163V166L206 167V168H204V166L203 165H201V164H203ZM215 163V164H214ZM222 163H223V165H222ZM225 163V164H224ZM227 163V164H226ZM231 163V164H230ZM264 163V162H263ZM3 164V165H2ZM16 164H18L17 166H16ZM30 164H31V167H29L30 166ZM32 164H33V166H32ZM35 164V165H34ZM79 164H81V165H79ZM87 164V165H86ZM91 164V165H90ZM154 164V165H153ZM240 164V163H239ZM89 165H90V167H89ZM215 165H216V167H215ZM222 166L221 168H222V170L224 169V171H221L220 170V166ZM227 165V167L225 168V166ZM230 165V166H229ZM261 165H262V163H261ZM4 166H5V168H4ZM14 166V167H13ZM21 166H23V169H22V167ZM86 166V167H85ZM175 166V167H174ZM201 166H202V168H201ZM9 167V168H8ZM68 167H70V168H68ZM76 167H77V169H76ZM90 168V169H87V168ZM158 167V168H157ZM181 169H180V168ZM231 167H233L232 169H231ZM264 167V165H262V168ZM72 168H73V170H72ZM74 168H75V170L76 171H78V172H74ZM120 168H122V170H120L121 172H119L118 173V171H119V169ZM138 168V169H137ZM155 169V172H152V171H154V170H152V169ZM216 168V169H215ZM219 168V169H218ZM238 168V167H237ZM249 168V167H248ZM18 169V170H17ZM69 169L71 170V171H69ZM84 169V170H83ZM111 169V170H110ZM157 169V170H156ZM231 169V171H229ZM239 169V168H238ZM4 170H5V172H4ZM83 170V171H82ZM88 170V171H87ZM118 170V171H117ZM207 172H206V171ZM218 170V171H217ZM226 170V171H225ZM234 170V171H233ZM2 171H3V174H2ZM14 171V172H13ZM26 171H24L23 172V176H25V174H26ZM73 171V174L72 173H70V172H72ZM157 171V172H156ZM206 173H205V172ZM210 171V173H212V175H213V178H211L212 177V175L211 174H209L208 172ZM212 171V172H211ZM220 171H221V173H220ZM229 171V172H228ZM7 172V173H6ZM19 173V174H21L22 175V173ZM30 172V171H29ZM232 172V173H231ZM242 172H241V174H242ZM6 173V174H5ZM9 173L12 175L13 173V176H9ZM50 173V174H49ZM78 173V174H77ZM107 173V174H106ZM146 173V174H145ZM152 173V174H151ZM163 173V174H162ZM182 173V174H181ZM191 173V174H190ZM202 173H203V175H206L205 177L202 175ZM216 173V174H215ZM219 173V174H218ZM225 173V174H224ZM228 173H230V174H228ZM239 173V174H238ZM18 174V175H19ZM74 174H76V176L74 175ZM106 174V175H105ZM196 174V175H195ZM208 174V175H207ZM226 174L227 175H230L231 176V174H232V178L230 177V176H226ZM20 175V176H21ZM74 175V176H73ZM111 175L112 176H114V179H112L111 178ZM188 175V176H187ZM192 175V176H191ZM218 175V176H217ZM236 175L238 176V177H236ZM150 176V177H149ZM153 176V177H152ZM175 176V177H174ZM179 176V177H178ZM211 176V177H210ZM9 177H11V178H9ZM12 177H13V179H12ZM98 177V178H97ZM106 177V178H105ZM111 179H110V178ZM139 177V178H138ZM219 177V178H218ZM242 177H244V178H242ZM9 178V179H8ZM17 178H18V176H17ZM67 178V179H66ZM156 178V179H155ZM176 178V179H175ZM182 180H181V179ZM190 178V179H189ZM238 178H239V180H238ZM63 179L65 180V181H63ZM97 179V180H96ZM165 179V180H164ZM214 179H216V180H214V184L212 183L213 182V180ZM227 179V180H226ZM235 179V180H234ZM91 180V181H90ZM96 180V181H95ZM111 183H113V185L114 186H116L118 189H120L119 190V192H121L123 195H124V193H125V197H126V204H129V206H131L132 205V207H128V208H130V210H128V208L126 209V211L124 212V211H120V210H122L120 207V204H118L119 203V201H118V197H115V195L111 192V190H109L110 189V182ZM120 180V181H119ZM153 180V181H152ZM164 180V181H163ZM178 180L180 181V182H178ZM185 180V181H184ZM222 180V181H221ZM224 180V181H223ZM59 181V182H58ZM253 181V182H252ZM6 182V183H5ZM11 182V183H10ZM13 182V183H12ZM32 182V183H31ZM92 182H93V184L94 183H96V184H92ZM161 182V187H160V185L158 184V183H160ZM183 182V183H182ZM226 183L227 182V184H225V185H223L224 183ZM231 182V183H230ZM249 182V183H248ZM8 183V184H7ZM31 183V184H30ZM60 183V184H59ZM84 183V184H83ZM99 183V184H98ZM217 183V184H216ZM221 183V184H220ZM236 183V184H235ZM245 183V184H244ZM5 184V185H4ZM33 184V185H32ZM83 184V185H82ZM152 184V185H151ZM200 184V185H199ZM233 186H232V185ZM244 184V185H243ZM5 187H4V186ZM9 185V186H8ZM12 187H11V186ZM120 185V186H119ZM151 187H150V186ZM178 185V186H177ZM211 185V186H210ZM242 185V186H241ZM55 186V187H54ZM93 186H94V188H96V189H94L93 188ZM129 186V187H128ZM155 186V187H154ZM159 186V187H158ZM181 186V187H180ZM201 186V187H200ZM208 186H209V188H208ZM227 186V187H226ZM9 187H11V189L9 190ZM28 187H30V188H28ZM130 187H132V188H130ZM150 187V188H149ZM184 187V188H183ZM212 187V188H211ZM238 187V188H237ZM5 188V189H4ZM85 188V189H84ZM134 188V189H133ZM152 188L154 189V188H156V189H154V192H155V194H157L156 192L158 191V194L157 195H153V194H151L150 192H151V190H152ZM180 188V189H179ZM183 188V189H182ZM229 188V189H228ZM241 188V189H240ZM6 189H8V191L6 190ZM12 189H14V190H12ZM22 189V191L21 192H18V190H21ZM51 189V190H50ZM66 189V190H65ZM131 189V190H130ZM134 190V194L136 195V193L138 194L137 196L138 197H142L141 199H143V203L141 202V204H136L135 205V203L132 201V195H133V193H132V191ZM147 189H151L150 190V192L148 193V190ZM213 189V190H212ZM225 189V190H224ZM228 189V190H227ZM17 190V194H19V196L17 195L15 198H16V201H14L13 199H14V197L12 196V194H10V196L11 197H13V199L9 196V194L6 196V195H4V192L3 191H7L5 194H7V193H13V194H15L14 192ZM29 190V191H28ZM106 190V191H105ZM129 190H130V194H132V195H130L129 194ZM178 190V191H177ZM185 190V191H184ZM199 190H201V191H199ZM231 190V191H230ZM12 191V192H11ZM72 191V192H71ZM74 191V192H73ZM99 191V192H98ZM101 191V192H100ZM123 191V192H122ZM219 191H221V192H219ZM227 191V192H226ZM247 191V192H246ZM51 192V193H50ZM62 192V193H61ZM106 194H105V193ZM176 194H175V193ZM198 192H200V193H198ZM251 192V193H250ZM263 192V193H262ZM2 193V194H1ZM23 193H24V196H23ZM71 193V194H70ZM84 193V194H83ZM87 193V194H86ZM98 193L100 194V195H98ZM102 193V194H101ZM147 193H148V195H147ZM203 193V194H202ZM217 193V194H216ZM219 193V194H218ZM224 193V194H223ZM253 193L256 195V197H255V195L253 196ZM260 193V194H259ZM26 194V195H25ZM67 194H69L68 195V197H67ZM150 194L151 195H153V196H150ZM166 194H168V196L166 195ZM171 194V195H170ZM175 194V195H174ZM199 194V195H198ZM58 195V196H57ZM104 195H107V196H104ZM202 195H203V197H202ZM23 196V197H22ZM62 196V197H61ZM82 196H84V197H82ZM100 196V197H99ZM149 196L151 197V198H153V199H151L150 198V200H148L149 199ZM156 198H155V197ZM159 196V197H158ZM173 196H174V198H173ZM237 196V197H236ZM19 197H20V199H19ZM22 197V198H21ZM51 197H53L54 198V200L53 201H51L52 200V198ZM103 197H104V199H103ZM169 197H170V199H169ZM189 197V198H188ZM190 197H192V198H190ZM201 197V198H200ZM206 197H207V199H206ZM250 197H252V198H250ZM24 198V199H23ZM63 198V199H62ZM70 200H69V199ZM85 198V199H84ZM88 200H87V199ZM107 198V199H106ZM108 198H110V199H112V200H110V199H108ZM154 198H155V200H156V202H155V200H154ZM159 198V199H158ZM166 198V199H165ZM185 198V199H184ZM203 198V199H202ZM257 198V199H256ZM19 199V200H18ZM50 199V200H49ZM57 199V200H56ZM84 199V200H83ZM101 199H103L104 201V203L106 202V200H107V202L105 203V204H103V202H102V200ZM172 199H173V201H172ZM183 199H184V201H183ZM188 199H189V201H188ZM207 201H205V200ZM259 199V200H258ZM13 200V201H12ZM68 200V201H67ZM73 202H72V201ZM90 200V201H89ZM130 201V202H128L127 203V201ZM186 200V201H185ZM201 200V201H200ZM258 200V201H257ZM22 201V202H21ZM27 201V202H26ZM48 201V202H47ZM51 201V202H50ZM125 201H124V204H125ZM152 202V205H151V202ZM159 201V202H158ZM250 201V202H249ZM253 201L254 202H256V203H254L253 204ZM46 202V203H45ZM53 202H54V205H53ZM62 202V205L63 206H66V204H67V206H68V208L70 209V211H69V209H67V206H66V211L65 212H57V210H58V203H61ZM81 202V203H80ZM86 202H87V204H86ZM89 202L91 203V204H93V206H94V210H96L97 212H95L94 210H92L93 209V206L91 205V204H89ZM94 202V203H93ZM110 202V203H109ZM167 202V203H166ZM177 202V203H176ZM187 204L188 202H190V203H188L187 205L185 204V203ZM193 202V203H192ZM242 202V203H241ZM244 202V203H243ZM252 203V205L250 206V204ZM15 203V204H14ZM114 203V204H113ZM147 203V204H146ZM153 203H155V204H157V205H155V208L154 207H152V206H154L153 205ZM173 204V206H172V204ZM260 203V204H259ZM45 204V205H44ZM57 204V205H56ZM90 206H89V205ZM109 204V205H108ZM125 204V205H126ZM131 204V205H130ZM14 205V206H13ZM15 205H16V207H15ZM23 205V206H22ZM47 205V206H46ZM51 205V206H50ZM105 205V206H104ZM107 205V206H106ZM236 207H235V206ZM8 206H9V208H8ZM90 208H89V207ZM104 206V207H103ZM126 206H128V205H126ZM144 206H145V208H144ZM190 206V207H189ZM192 206V207H191ZM205 206V207H204ZM254 208H253V207ZM45 207H47V208H45ZM53 207H55L54 209H53ZM74 207H75V209H74ZM146 207H148V208H146ZM158 207H161V208H158ZM173 207V208H172ZM212 207V208H211ZM256 207V208H255ZM10 208H11V210H10ZM16 208V209H15ZM44 208V209H43ZM73 208V210L75 211H73V210H71ZM98 208V209H97ZM109 208V209H108ZM115 208V209H114ZM131 208H133V209H131ZM215 208V209H214ZM228 208H230V209H228ZM251 208H252V210H251ZM12 209H15V210H12ZM52 209V210H51ZM89 209V210H88ZM107 209V210H106ZM141 209V210H140ZM156 209V211H157V214H156V211H154ZM159 210V212H158V210ZM174 209V210H173ZM180 209H182V210H180ZM259 209V210H258ZM263 209V210H262ZM10 210V211H9ZM44 210H46V212L44 211ZM56 210V211H55ZM99 210V211H98ZM109 210V211H108ZM115 210V211H114ZM119 211L118 213H120L121 212V215L123 216V217H121V215L120 214H117V215H119L120 216V220H119V216H117V218L118 219H113L114 220V222H113V220H112V218H111V216H113V212L115 213V212H117V211ZM131 210H134V211H132V212H130V214H133V216L134 217H136L135 218V220H134V218L133 219H131L130 217H132V216H130L129 215V213H127V211H131ZM151 212V213H149V211ZM187 210V211H186ZM227 210V212H228V214L226 215L225 214V211ZM228 210H230V211H228ZM234 210V211H233ZM237 210V211H236ZM44 211V212H43ZM55 211V212H54ZM77 211V212H76ZM94 211V212H93ZM112 211V212H111ZM144 211H145V213H144ZM176 211V212H175ZM178 211V212H177ZM255 211H258V212H260L258 215H257V212H254ZM262 211V212H261ZM18 212V213H17ZM88 212V213H87ZM92 212V213H91ZM136 212V213H135ZM163 212V213H162ZM214 214H213V213ZM216 212V213H215ZM229 212H230V214H229ZM239 212V213H238ZM45 213V214H44ZM49 213V214H48ZM51 213V214H50ZM56 213H58V215H56ZM63 213L65 214V217H64V215H63ZM71 213L73 214V215H71ZM80 213V214H79ZM95 213V214H94ZM98 213V214H97ZM126 213H127V216H126ZM135 213V214H134ZM143 213V214H142ZM223 213V214H222ZM245 213V212H244ZM9 214V215H8ZM17 214V215H16ZM70 214V215H69ZM77 214V217H78V214L81 216V217H83V219L82 218H80V217H78V218H76V217H74V215H76ZM88 214H89V216H88ZM125 214V215H124ZM153 214V215H152ZM163 215V217L165 218H163V217H161L162 215ZM209 214H212V215H214V216H210ZM256 214V215H255ZM56 215V216H55ZM59 215L61 216L60 218H59ZM82 215H85V216H82ZM96 215L98 216V217H96ZM128 215H129V217H128ZM135 215H137V216H135ZM158 215V216H157ZM161 215V216H160ZM209 217H208V216ZM2 216V217H1ZM9 216H11V217H9ZM73 216V217H72ZM90 216H94L93 218H91L90 219ZM99 216L101 217V219H102V221H104V222H100L101 221V219L99 218ZM108 218H107V217ZM139 216H140V218H139ZM142 216V217H141ZM149 216V217H148ZM195 216V217H194ZM223 216H225V217H223ZM230 216V217H229ZM257 216L259 217V218H257ZM262 216V217H261ZM68 217V218H67ZM86 219H85V218ZM157 217V218H156ZM166 217H168V218H166ZM190 217V218H189ZM208 217V218H207ZM214 217V218H213ZM8 218V219H7ZM35 218V219H34ZM39 218V219H38ZM58 218V219H57ZM74 218V219H73ZM96 218H98V219H96ZM110 218V219H109ZM122 218V219H121ZM131 219L132 221L130 222L129 221V219ZM145 218V219H144ZM150 220H149V219ZM153 218V219H152ZM162 218V219H161ZM226 218V219H225ZM260 218H262V219H260ZM6 219H7V221H6ZM56 219L58 220V221H56ZM66 219H68L69 221H71V223L72 224H70V222L67 220V222H66ZM76 219V220H75ZM93 219V220H92ZM98 220L99 221V219H100V221L98 222H96L95 220ZM108 221H107V220ZM124 219V220H123ZM128 219V220H127ZM141 221H140V220ZM164 219V220H163ZM168 219V220H167ZM178 219V220H177ZM212 219V221H210ZM213 219H215L214 221H213ZM232 219V221H230ZM236 219V220H235ZM240 219V220H239ZM30 220V221H29ZM63 220V221H62ZM74 220V221H73ZM91 220H92V222H91ZM144 220H145V223L143 224V222H144ZM147 220H149V221H147ZM155 222H153V221ZM226 222H225V221ZM245 220V221H244ZM256 220V221H255ZM261 220V221H260ZM23 221V222H22ZM62 221V222H61ZM76 221V222H75ZM86 221H87V223H86ZM95 221V222H94ZM123 221V222H122ZM139 223H138V222ZM151 221V222H150ZM215 221L217 222V223H215ZM50 222V223H49ZM119 222V223H118ZM121 222V223H120ZM129 222V223H128ZM135 222V223H134ZM149 222H150V224H149ZM153 222V223H152ZM211 223V224H208V223ZM214 222V224H212ZM228 222H230V223H228ZM235 222V223H234ZM237 222V223H236ZM31 223V224H30ZM33 223L35 224H37V227H35L36 226V224H35V228L34 227H32L33 226ZM63 223H64V225H63ZM66 223V224H65ZM68 223V224H67ZM97 223V224H96ZM152 223V224H151ZM199 223V224H198ZM207 223V224H206ZM224 223V224H223ZM229 224V225H227V224ZM244 223V224H243ZM258 223V222H257ZM256 223V224H257ZM264 222H261V223H258L257 225H258V229L256 230V231H259L260 232V234H261V238H262V240H263V243H264V235H262V234H264ZM70 224V225H69ZM108 226H107V225ZM110 224V225H109ZM119 224H121V225H119ZM139 225V227H137V226H134V225ZM146 224V225H145ZM191 224V225H190ZM198 224V225H197ZM226 224V225H225ZM9 225V226H8ZM20 225L22 226V227H20ZM32 225V226H31ZM39 225V226H38ZM73 225V227H72V229H71V226ZM88 225H90V226H88ZM152 225V226H151ZM164 225V226H163ZM199 225H200V227H199ZM212 225H214V229L212 230ZM219 225V226H218ZM2 226H4V227H2ZM32 227V228H29V227ZM59 226V225H58ZM87 226V227H86ZM101 226V227H100ZM105 226V227H104ZM119 226H120V228H119ZM129 226V227H128ZM147 226V227H146ZM190 226V227H189ZM194 226V227H193ZM207 228H206V227ZM220 226H221V229H220ZM230 226V227H229ZM262 226V227H261ZM47 227V228H48ZM67 227H69L68 229H69V231H68V229H67ZM81 227H82V229H81ZM86 227V228H85ZM122 227V228H121ZM124 227V228H123ZM133 227H134V229H133ZM137 227V228H136ZM141 227V228H140ZM190 228V231H189V228ZM198 227V228H197ZM211 227V228H210ZM218 227V228H217ZM46 228V227H45ZM87 228H88V230H87ZM90 228V229H89ZM95 228V229H94ZM108 228V229H107ZM182 228V229H181ZM188 230H187V229ZM195 228V229H194ZM261 228H262V230H261ZM7 229V230H6ZM66 229H67V233H66ZM81 229V230H80ZM84 229V231H85V233H83L84 231H82ZM93 229V230H92ZM102 229H103V231H102ZM114 229H116L115 231H114ZM120 229H122V230H124L123 231V236H122V234H121V230ZM131 229V230H130ZM197 229H198V231H197ZM200 229V230H199ZM209 229H211V230H209ZM18 230V231H17ZM23 230L25 231V233L23 232ZM74 231V232H71V231ZM96 230H97V233H96ZM119 230V231H118ZM185 230V231H184ZM218 230H220V231H218ZM239 230V231H238ZM17 231V232H16ZM20 231H21V233H20ZM31 231V232H32ZM61 231V232H60ZM76 231V232H75ZM82 231V232H81ZM87 231V232H86ZM88 231H93V233H92V235H91V237L90 236H88L87 235V237H86V234L87 233H89ZM99 231H101V232H99ZM110 231V232H109ZM121 231V232H120ZM194 233H193V232ZM195 231H197V233L195 232ZM203 231V232H202ZM213 231V232H212ZM224 233H223V232ZM241 231V232H240ZM24 234H23V233ZM69 232H71V233H69ZM107 232V233H106ZM114 232V233H113ZM119 232V233H118ZM136 232V233H135ZM190 233V235H191V233H192V235H193V238H194V236H196L195 238L196 239H194V240H192L193 238L189 235V233ZM215 232V234H213ZM259 232H257V233H259ZM263 232V233H262ZM16 233H19V234H16ZM58 233V234H57ZM75 233V234H74ZM201 233V234H200ZM209 235L210 236V238H208L206 235ZM212 233V234H211ZM70 234H72V236H74V238L73 237H71L70 236ZM78 234V235H77ZM83 234V235H82ZM91 234V233H90ZM102 234V235H101ZM218 234L219 235H221V236H218ZM230 234V235H229ZM235 234V235H234ZM62 235V236H61ZM94 235V236H93ZM101 235V236H100ZM198 235H200V236H198ZM225 235H226V237H225ZM241 235V236H240ZM49 236V237H48ZM68 236V237H67ZM82 236V237H81ZM187 236H189V237H187ZM205 236H206V239H205ZM236 236V237H235ZM244 236V237H243ZM61 237V238H60ZM69 237H71V238H73V239H75V240H73L74 242H76L75 244L74 243H72L73 241H71L72 239H70ZM89 237V238H88ZM95 237V238H94ZM108 240V243H107V240L105 239V238ZM215 237V238H214ZM232 237V238H231ZM47 238H49V239H47ZM62 239V240H60L59 241V239ZM66 238L67 239H69L70 241H67L66 240ZM80 240V243H78L79 242V240ZM83 238V239H82ZM91 238H93V240H92V242L90 241L91 240ZM102 238V239H101ZM110 238V239H109ZM188 238V239H187ZM191 238V240H190V242L191 241H194V242H189V239ZM208 238V239H207ZM223 238H225V239H223ZM12 239H14V240H12ZM77 239V240H76ZM85 239V241H83ZM88 239H90L89 241H90V243L87 241ZM94 239H96L95 240V242H94ZM159 239V240H158ZM200 239V240H199ZM209 239L211 240V241H209ZM215 239V240H214ZM217 239V240H216ZM243 239V240H242ZM18 240V241H17ZM51 240V241H50ZM64 240H66V241H64ZM106 240V241H105ZM113 240V241H112ZM196 240V241H195ZM203 240H205V241H203ZM219 240H220V242H219ZM244 240H245V242H244ZM14 241V242H13ZM32 241H33V239H32ZM160 241V242H159ZM171 241V242H170ZM177 242V245L180 247V245L182 246V247H180V249L181 250H184L183 252H184V254H182L181 252H180V249H179V247H177V245H175L176 246V248L177 249H175V246H174V248H173V243L175 244L176 242ZM224 241V242H223ZM242 241V242H241ZM12 242V243H11ZM18 242V243H17ZM46 242H48V243H46ZM55 242V244L52 246V243H54ZM63 242H66V243H68L67 244V246L65 247L64 245H66L65 243H62ZM89 243V244H91L92 245V247H91V245H89V244H87V243ZM99 242V243H98ZM155 242V243H154ZM173 242V243H172ZM189 242V243H188ZM205 242V243H204ZM209 242V243H208ZM212 244H211V243ZM239 242V243H238ZM11 243V244H10ZM34 246H35V244H36V242H35V240H34ZM32 243V244H33ZM51 243V245H49ZM59 243V244H58ZM95 243V248H93L94 246H93V244ZM96 243H98V244H96ZM194 243V244H193ZM201 243H204L203 245L201 244ZM208 243V244H207ZM221 243V244H220ZM7 244V245H6ZM13 244V245H12ZM15 244V245H14ZM48 244V245H47ZM61 244V245H60ZM72 244H73V247H71L72 246ZM84 244V245H83ZM104 244H105V246H104ZM111 244V245H110ZM187 244V245H186ZM188 244H189V246L191 245V248L188 246ZM196 244V245H195ZM225 244H227V245H225ZM231 246H230V245ZM235 244V245H234ZM237 244V245H236ZM239 244V245H238ZM256 244V243H255ZM10 245V246H9ZM20 245V246H19ZM70 245V246H69ZM110 245V246H109ZM171 247H170V246ZM194 245V246H193ZM200 245V246H199ZM206 245V246H205ZM219 245V246H218ZM264 245V244H263ZM7 246V247H6ZM14 248H13V247ZM17 246V247H16ZM58 246H63V249H62V253H61V255H60V253H58V251H60V247H58ZM69 246V248H67ZM75 246V247H74ZM91 248H90V247ZM97 246H98V248H97ZM185 246H186V248H185ZM204 246V247H203ZM210 246V247H209ZM212 246H213V248H212ZM237 246H238V248H240L241 246V248L240 249H238L237 248ZM240 246V247H239ZM245 246V247H244ZM10 247V248H9ZM47 247H49V248H47ZM65 247V248H64ZM83 247V248H82ZM86 247V248H85ZM159 247V248H158ZM170 247V248H169ZM188 247V248H187ZM194 247V248H193ZM198 247V248H197ZM206 247H207V250H206V252L204 251L205 249H206ZM209 247V248H208ZM221 247V248H220ZM232 247V248H231ZM246 248L247 250L248 249H250L249 251H252V256H251V252L249 253V254H247V256L246 255H244V254H242V255H240L241 253H242V251H241V249L242 248ZM250 247V248H249ZM8 248V249H7ZM45 248V249H44ZM55 248L56 249H58L57 251L55 250ZM78 248V249H77ZM101 248V249H100ZM172 248V249H171ZM212 248V249H211ZM219 248H220V250H224L223 252L222 251H220L219 250ZM224 248V249H223ZM4 249V250H3ZM74 249H75V251H74ZM83 249V250H82ZM91 249H93V250H91ZM95 249H96V251H95ZM189 249V250H188ZM201 250V251H199V250ZM217 250V251H215V253L216 254H218V257H215V253H214V250ZM227 249V251H225ZM256 249V250H255ZM65 250H67V251H65ZM151 250V251H150ZM172 250V251H171ZM175 250H176V253H175ZM178 250H179V252L181 253V254H179V255H181V256H183V257H181L180 256V258L177 256L178 255ZM187 250V251H186ZM209 250V251H208ZM212 250H213V252H212ZM229 250V251H228ZM231 250V251H230ZM24 251V250H23ZM40 251V252H39ZM47 252V254H49V255H47L46 254V252ZM70 253H69V252ZM174 251V252H173ZM189 251V252H188ZM195 251V253H193V252ZM199 252V254H197L198 252ZM205 253H204V252ZM235 252V257H233L232 256V254H234V252ZM22 252V251H21ZM37 252L36 253H34V256H36V254H37ZM42 252L44 253V254H42ZM57 252V254L58 255H55V253ZM61 252V251H60ZM150 252H152V255H150ZM167 252L169 253L168 255H167ZM178 252V253H177ZM201 252V253H200ZM210 252V253H209ZM226 254H225V253ZM228 252V253H227ZM232 252V253H231ZM238 252L240 253V254H238ZM256 252V253H255ZM26 252H24V253H20L19 255L20 256H22L20 259V262H22V260L23 259H26V260H29V261H27V263L29 262L30 263V260H31V264H32V260H33V258L32 257H27L26 256V254H25ZM64 253V254H63ZM82 253V254H81ZM149 253V254H148ZM153 253H154V256H155V258L153 257ZM191 255H190V254ZM224 253V254H223ZM230 253V254H229ZM255 253V254H254ZM37 254V255H38ZM46 254V255H45ZM171 254V255H170ZM174 254V255H173ZM201 254V255H200ZM202 254L204 255V257L202 256ZM211 254H213V255H211ZM215 254V255H214ZM53 255V256H52ZM60 255V257H58ZM146 257L145 258V260H144V256ZM176 255V256H175ZM198 258V256H199V258L198 259H196L195 260V256ZM198 255V256H197ZM220 255V256H219ZM225 255H227V256H225ZM232 257H231V256ZM243 255H244V257H243ZM255 255V256H254ZM23 256H26L25 258L23 257ZM55 256V257H54ZM61 256H63V257H65V258H63V257H61ZM84 256V257H83ZM107 256V257H106ZM173 256V257H172ZM211 256V257H210ZM217 256V255H216ZM224 256V257H223ZM230 256V257H229ZM241 256V257H240ZM257 256V257H256ZM19 257V256H18ZM123 257V258H122ZM177 257V258H176ZM226 257H228V258H226ZM247 259H246V258ZM250 257V258H249ZM256 257V258H255ZM259 257V258H258ZM23 258V259H22ZM28 258V259H27ZM30 258H32V259H30ZM49 260H47V259ZM122 258V259H121ZM133 260H132V259ZM155 260H154V259ZM172 258V259H171ZM202 258V259H201ZM217 258V259H216ZM229 258H230V260H229ZM47 261H46V260ZM108 259V260H107ZM115 259V260H114ZM117 259V260H116ZM157 259V260H156ZM164 259V262L162 261ZM178 259V260H177ZM204 259V261H202ZM208 259V260H207ZM223 259V260H222ZM251 260V261H247V260ZM26 260L25 261H23L24 263L26 262ZM67 260V261H66ZM82 260V261H81ZM123 260V261H122ZM168 261L167 263H166V261ZM169 260H171V262H173V263H170V261ZM173 260V261H172ZM177 260V261H176ZM193 260H194V262H193ZM229 260V261H228ZM233 260H234V262H233ZM238 260V261H237ZM245 260H246V262H245ZM35 261H36V259H35ZM66 261V262H65ZM115 261H117V262H115ZM126 261V262H125ZM156 261V262H155ZM180 261V260H179ZM215 261V262H214ZM236 261V262H235ZM245 262V263H243V262ZM261 261V260H260ZM259 261V264H263V262L261 261L260 262ZM33 262H34V260H33ZM37 261L36 262H34V263H38ZM48 262V263H47ZM51 262H50V264H51ZM109 262V263H108ZM123 262V263H122ZM186 262H183V263H185L186 264ZM190 262H188V264L190 263ZM227 262V263H226ZM232 262V263H231ZM237 262H239V263H237ZM33 263V264H34ZM137 263V264H138ZM175 263V264H176ZM210 263V264H211ZM221 263V264H222ZM11 264H12V262H11ZM14 264V263H13ZM16 264V263H15ZM26 264V263H25ZM127 264V263H126ZM131 264V263H130ZM178 264H180V262L178 263ZM182 264V263H181Z\"/></svg>", "mask_w": 264, "mask_h": 264}, {"label": "bare ground", "instance_id": "2", "mask_svg": "<svg viewBox=\"0 0 264 264\" xmlns=\"http://www.w3.org/2000/svg\"><path fill=\"white\" fill-rule=\"evenodd\" d=\"M9 1V0H8ZM11 1V0H10ZM10 1H9V4H14V6L18 3L19 4V1L22 3L21 5H23V3L26 5V3L25 2H22L23 0H19L18 2H12V3H10ZM31 1V2H30ZM30 1H28L27 2V7H29L28 6V3L30 2V4L32 3V1H34V0H30ZM38 1V0H37ZM40 1H42V0H40ZM51 1V0H50ZM53 1V0H52ZM49 2L48 0H43L42 1V3H43V5H49V6H51V8L49 7V9L48 10H53L54 9V11L56 10H58V8L60 9L61 8V10H64L63 8H67V9H65V10H67V11H69L70 13L72 12V8H75V9H77L75 6V3L77 4L78 3V0H55V3H53V2ZM77 1V2H76ZM80 1V5H82V3L86 6L87 4H97V3H101V4H103V3H105L104 5L105 6H107V4H108V0H79ZM116 1V0H115ZM114 0L112 1H110L109 3H114L115 2ZM121 1V5H118V7L120 6V9H117V7H115L116 9V11H114L113 9L111 10V8L109 9V10H104L103 11V13L101 14V13H99L98 15H100L99 17H96V16H98V15H96V13H95V11L96 10H100L99 8V6H98V8L97 9H93V8H91V7H89V9H87L88 11H90V13H88V14H91L92 15V13H94L93 15H96V16H94V18L92 17V16H88L87 15V13H86V15L89 17H87V20H84V18L86 19V16L85 17H83V21L84 22H86V25H85V23L84 24H82V25H85V27H87L86 29H85V27L84 26H81L80 24H79V20L77 21V18H78V16L76 15V20L74 21L76 24L74 25L73 24V22H71L72 21V19H73V17H72V19H71V21L68 23V25L65 27V25H64V28H66V29H64L63 28V30L62 31H68L69 30V32H70V30L72 29V31H74L73 33L75 34V31H76V34H77V38H78V41H79V43H80V45H82V47L83 46H85V48L87 49V46H90L91 44V42L93 41V40H91V42L89 43L88 41H90V35H92L93 33H94V35L96 34V32H93L94 30H96V29H100V30H104V32L101 34V33H97V35L96 36H98V37H96V38H98L97 39V41L99 40V39H102L103 37L105 38V34L106 35H108V34H114V32H117V31H114L113 29L115 28V30H116V28H118L122 23H124V22H122V20H128V21H126L125 20V22H130V23H128V24H131V22H133L134 20H137L136 22L134 21V23H136L135 24V26H134V24H133V27H138V28H140L139 26H138V24L139 23H142V22H144V21H150L151 19H152V17H150V18H148L151 14L148 12V9H145L144 8V4H148V3H151L152 5H151V7L152 8H154V7H156L157 8V6L158 5H160V4H163V2L165 1V0H150V1H152V2H148V0H120ZM120 1H119V4H120ZM218 1V3L216 2V0H215V3H217V5L215 6V3H214V1L212 2V1H209V0H199V2L198 1H196L197 3H199V6H200V8L202 7L203 8V11H204V13H205V15L203 16L202 14H200V13H198V12H200V11H197V10H200V9H197V10H194V8H195V6H198L197 4H195V2H194V7H193V9L191 8L192 6H189L190 8L187 10V12L185 13V14H183V17H181V16H178L177 17V26H178V28H177V26L175 27V26H173L174 27V30H172V31H168V32H166V35H165V37H164V39H163V41H162V43H160V45H158V43H157V45L158 46H161V47H167L168 45H170L169 44V41H172L171 43V45H174L175 43H180L182 40H185L184 38H191L192 36H196L197 34H201V33H203L204 31H206V30H208L209 31V28H210V25H211V28H217V26H219V25H221L222 24V22H228V20H229V22H230V20L231 19H233V17L234 16H236V15H234V14H238V12L237 11H235L236 10V7H237V4H238V6H242L241 8H243L244 7V9H241V10H245V5L243 6V4H242V0H217ZM4 2H6V1H4ZM214 4V6H213V4ZM250 2L251 3H253V4H255V6H257V5H260L261 4V0H250ZM262 2H264L263 0H262ZM8 3V2H7ZM16 3V4H15ZM40 3L41 2H36V4H39L40 5ZM42 3H41V5H42ZM107 3V4H106ZM201 3V4H200ZM1 5H2V3H0ZM4 4V3H3ZM9 4H7V5H9ZM32 4H34V3H32ZM52 4V5H51ZM143 4V5H142ZM146 4V5H147ZM20 5V4H19ZM20 5V6H21ZM25 5H23V7L25 6ZM40 5V6H41ZM43 5H42V7H43ZM75 5V6H74ZM84 5H83V7H84ZM261 5H263V4H261ZM12 6V5H11ZM10 6V7H11ZM14 6H13V8H14ZM17 6V5H16ZM37 6V5H36ZM40 6H38V7H40ZM79 6V5H78ZM93 6V5H92ZM101 6V5H100ZM104 6V7H105ZM109 6H110V4H109ZM188 6V5H187ZM249 6V5H248ZM2 7V6H1ZM5 7L7 8V6H4L3 7V10L5 9ZM9 7V8H10ZM22 7V8H23ZM37 7V8H38ZM47 8H48V6H46ZM82 7V6H81ZM82 7V8H83ZM87 7V6H86ZM135 7H137V8H135ZM146 7H149V6H146ZM247 7V6H246ZM8 8V9H9ZM21 7H20V9H22ZM44 9H45V6L43 7ZM79 8V7H78ZM151 8V9H152ZM11 9V8H10ZM10 9H9V11L8 12H5V14H4V11H1V12H3V14L4 15H7V13H9L10 12ZM14 9H17V7L16 8H14ZM13 9V10H14ZM19 9V8H18ZM29 9H31V8H29ZM33 9V8H32ZM31 9V10H32ZM39 9H41V8H39ZM38 9V10H39ZM72 9V10H71ZM74 9V10H75ZM101 9H103V7L101 8ZM151 9H149V10H151ZM196 9V8H195ZM250 9V8H249ZM1 10H2V8H1ZM12 10V9H11ZM37 10V9H36ZM43 10V9H42ZM61 10L59 11V13L61 12ZM78 10V9H77ZM84 10V9H83ZM240 10V9H239ZM15 11H17V10H14V11H12V12H10V16L11 17H13L14 18V15H13V12L14 13H16ZM25 11L26 10H24V13H25ZM41 11V10H40ZM44 11V10H43ZM42 11V13L41 14H44L45 12H43ZM54 11H52V12H54ZM79 11V10H78ZM102 11V10H101ZM114 11V12H113ZM194 11H197V13L199 14H195V15H193V12ZM0 12V13H1ZM18 12V11H17ZM27 12H28V8H27ZM30 13H31V15H32V12L31 11H29ZM35 12V11H34ZM33 12V13H34ZM46 12H49V11H46ZM58 12V11H57ZM65 13H66V11H64ZM76 12V11H75ZM117 12H119V14L117 13ZM202 12V11H201ZM19 13V12H18ZM30 13H28V15H30ZM63 13V12H62ZM73 14H74V12H72ZM71 13V14H72ZM77 13V12H76ZM104 13H107V14H105L104 15ZM2 14V13H1ZM17 14V13H16ZM36 13H34V16H36L35 15ZM39 14H40V12H39ZM47 14H50V15H52L51 13H47ZM46 13H45V15H47ZM54 14H56V13H54ZM54 14H53V16H54ZM61 14V13H60ZM64 14V13H63ZM67 14H68V12H67ZM70 14V15H71ZM80 14H81V12H80ZM84 15H85V13H83ZM116 14H118V15H116ZM180 14V13H179ZM13 15V16H12ZM20 16H21V14H19ZM19 15H15V16H18V18H20L19 17ZM24 15V14H23ZM56 15H58V14H56ZM62 15V14H61ZM65 15V14H64ZM69 15V16H70ZM196 15H198V16H196ZM260 16H259V18L258 19H260L259 21H262L261 23H260V25H258V19L257 18H255V19H252V20H248L246 23H244L243 24V27H240L238 30H236V29H234V31L232 32V28H234V27H232L231 29H228V30H231L230 32H229V34L225 31L224 32V30H223V32H218L219 34H221V33H223V35H220V36H222V38L220 37L219 38V35L217 34L215 37H211V36H209V37H206V38H204L203 40H204V42L205 43H207V45H204L205 43L204 42H202L201 44H203V45H201L200 47L198 46H196V45H194L195 47H193L192 45V47H190V49H189V51H192V53H194V54H192V58H194L195 57V59H197L198 60V62L200 61V60H202V59H207V60H212L213 62H214V66H215V68H216V70L219 72V73H221V76H222V81H223V83H224V85H225V89L227 90V92H228V94H229V99H231L230 100V102L231 101H233L232 103H239L241 100H242V98L244 97V96H247V97H250L251 98V96H253L254 94H255V92H256V90L258 89V90H260L261 89V91H262V88H264V33H263V29H264V12H262V13H260L259 14ZM25 16V15H24ZM33 16V18H35ZM41 16V15H40ZM48 16V15H47ZM47 16H45L46 18H47ZM74 16V15H73ZM80 16V15H79ZM81 16H82V14H81ZM190 16H193V18H194V16L195 17H197V18H194V20L193 21H191L190 19L192 18V17H190ZM201 16V17H200ZM0 17H2V15L0 16ZM6 17V16H5ZM8 18H9V14H8V16H7ZM6 17V18H7ZM28 17H30V16H28ZM42 17H44V16H42ZM49 17V16H48ZM57 17V19L56 18H54L55 20L54 21H56V20H58L59 18H58V16H56ZM68 17V16H67ZM75 17V16H74ZM92 17V18H91ZM179 17H181V18H179ZM237 17V16H236ZM4 18V17H3ZM5 18V19H6ZM13 18H11V20H13ZM18 18L16 19V21H19V22H17V26L15 27V29L17 30V29H19L18 30V32L17 33H19V31L21 30V31H26V30H24V29H27L29 32H27L26 31V33H28L27 35H29L28 37H27V35H24V34H22V35H24L25 36V39L26 38H28V42L26 43V42H24V45H26V47L25 48H27V47H29V49L31 48L32 49V47L34 48V44H32V43H34V42H32V41H35V43H36V41H37V43H36V47L35 48H37V44H38V42H43L44 43V41H46L47 43H50L51 41L53 42V40H54V46L56 47V48H58V47H60V46H62L63 45V39L64 38H66V37H68L69 38V34L67 33H65V37L63 36L64 35V32H63V35L61 36V31H60V35L59 34H57V37L56 36H54L55 34H54V32H52V31H49L48 33L49 34H45V33H47L46 31H48V29H47V27H46V29L45 30H43L44 29V27L45 26H43L44 24H45V22H43L44 24L42 25V23L40 24L41 26H43V28L41 29V30H39V29H37V28H35V29H37L38 31H39V34L40 35H35V29L33 28V27H37V26H35V25H33V27H32V29H34V30H32L31 28V30L32 31H34L32 34H34V35H32L31 34V32L32 31H30V29H28L29 27H30V25H32L31 24V22L30 21H33L34 19L32 18V16H31V18L33 19H28L29 21L28 22H30V23H28L27 21H25L24 19H23V23H22V21H20V20H18ZM23 18V17H22ZM25 18V17H24ZM26 18H27V16H26ZM51 19H52V16L50 17ZM61 18V17H60ZM64 17H62V19H63ZM80 19L82 18V17H79ZM176 18V17H175ZM235 18V17H234ZM37 19H39V18H37ZM42 19V18H41ZM49 19V18H48ZM251 19V18H250ZM0 20H2V19H0ZM9 20V19H8ZM42 20H44V19H42ZM42 20H40L41 22H42ZM46 21H47V19H45ZM44 20V21H45ZM49 21V20H48ZM67 21H69V20H67ZM119 21H121V23L119 22ZM202 21V22H201ZM242 21V20H241ZM2 22V21H1ZM8 22V21H7ZM10 22V21H9ZM15 22V21H14ZM14 22H13V25H14ZM34 22V21H33ZM95 22H96V24H95ZM204 22V23H203ZM3 23V22H2ZM36 23H38V22H36ZM58 23V22H57ZM56 22H55V24H57ZM60 23H61V21H60ZM59 23V24H60ZM174 23V22H173ZM46 24H48V23H46ZM62 25L64 24V22L63 23H61ZM67 24V23H66ZM162 24V23H161ZM202 24V25H201ZM4 25V24H3ZM37 25V24H36ZM39 25V24H38ZM125 25L126 26H128L127 24H124V27H123V24L121 25L123 28H124V30H123V33L121 34V38H123V36H124V38H123V41L125 42L126 41V39H127V41L129 42L130 40H129V36H127L128 35V32H127V35H125V33H124V31H125ZM233 25V24H232ZM231 25V26H232ZM239 25V24H238ZM237 25V26H238ZM241 25V24H240ZM239 25V26H240ZM41 26H40V28H41ZM46 26H48V25H46ZM49 26H50V23H49ZM48 26V27H49ZM56 26V25H55ZM55 26H53V28L55 27ZM120 26V27H121ZM129 26H132V25H129ZM129 26H128V29H129ZM236 26V25H235ZM236 26V27H237ZM2 27V26H1ZM13 27V28H14ZM22 27V28H21ZM82 27H84V28H82ZM122 27H121V29H122ZM133 27H131V28H133ZM173 27H172V29H173ZM4 28V27H3ZM39 28V27H38ZM50 28V27H49ZM52 28V27H51ZM53 28H52V30H53ZM57 28V27H56ZM59 28V27H58ZM57 28V29H58ZM61 28H62V26H61ZM71 28V29H70ZM130 28V29H131ZM227 28V27H226ZM121 29H119V31L121 30ZM127 28H126V30H128ZM161 29V28H160ZM10 30V29H9ZM14 30V29H13ZM56 30V29H55ZM59 30V29H58ZM87 30V31H86ZM118 30V29H117ZM134 30V29H133ZM221 30V29H220ZM1 31V30H0ZM4 31V30H3ZM38 31H36V33L38 32ZM71 31V32H72ZM85 31V32H84ZM114 31V32H113ZM130 31V30H129ZM137 31V30H136ZM16 32H15V34H16ZM45 32V33H44ZM57 32V31H56ZM59 32V31H58ZM93 32V33H92ZM141 32V31H140ZM232 32V33H231ZM22 33V32H21ZM25 33V32H24ZM118 33V32H117ZM116 33V34H117ZM134 33H135V31H134ZM144 33V32H143ZM2 34V33H1ZM8 34V33H7ZM10 34V33H9ZM14 34V33H13ZM72 34V33H71ZM132 34V33H131ZM130 34V35H131ZM137 34V33H136ZM139 34V33H138ZM11 35V34H10ZM18 35V34H17ZM81 35V36H80ZM94 35H93V37H94ZM123 35V36H122ZM135 35V34H134ZM142 35V34H141ZM203 35V34H202ZM4 36V35H3ZM6 36V35H5ZM16 36V35H15ZM72 36V35H71ZM75 36V35H74ZM127 36V37H126ZM213 36V35H212ZM218 36V37H217ZM224 36V37H223ZM117 37V38H116ZM116 37H113V36H109V40H107V42L109 41L110 42V44L109 45H107L108 47H109V50H107L108 49V47L106 48V46L104 47L102 44H105L104 42H102L101 40H99L98 41V43H99V46H98V44H95V43H97V41L96 40H94L93 41V44H95V45H97L98 47H99V50H101L100 52H99V56H98V54H97V56L99 57V58H101V63L105 60V58L107 57L106 55L108 54V53H110V52H108V51H111V52H115L114 50H119L120 49V47H119V45H123V41H121L120 40V38H119V35L118 36H116ZM131 37V36H130ZM0 38H2V37H0ZM4 38V37H3ZM7 38H8V35H7ZM14 38V36L12 35V39ZM19 38H20V36H19ZM19 38H18V40H19ZM104 38H103V40H104ZM9 39H11V37H9ZM11 39V40H12ZM30 39V40H29ZM92 39V38H91ZM94 39V38H93ZM105 39H107V38H105ZM134 38H132V40H133ZM135 39H137L136 37H135ZM140 39V38H139ZM10 40V41H11ZM15 40H17V37H16V39ZM202 40V41H203ZM208 40V41H207ZM6 41H8L7 39H6ZM50 41V42H49ZM102 43H101V42ZM126 41V42H127ZM0 42H1V40H0ZM21 42H22V40H21ZM45 42V43H46ZM72 42V41H71ZM77 42V41H76ZM26 43V44H25ZM43 43H42V46H43ZM44 43V44H45ZM73 43V42H72ZM130 43V42H129ZM132 43H134L133 41H132ZM132 43H130V44H126L128 47L127 48H129L130 49V47H131V44ZM148 43V42H147ZM3 44V43H2ZM8 44V43H7ZM12 44V43H11ZM67 44V43H66ZM76 44V43H75ZM74 44V45H75ZM90 44V45H89ZM92 44V45H93ZM182 44V43H181ZM195 44V43H194ZM1 45V44H0ZM4 45V44H3ZM79 45V44H78ZM126 45L124 44L123 45V47L121 46V49L122 48H126ZM143 45H145V44H143ZM199 45V44H198ZM16 46V45H15ZM21 46H23V45H21ZM38 46H40V44L38 45ZM52 46V45H51ZM64 46V45H63ZM133 46V45H132ZM156 46V45H155ZM190 46V45H189ZM205 46V47H204ZM41 47V46H40ZM53 47V46H52ZM160 47V48H161ZM197 47V48H196ZM204 47V48H203ZM8 48V47H7ZM11 48V47H10ZM13 48V47H12ZM42 48H45V47H42ZM76 48V47H75ZM89 48V50H90V47H88ZM92 48V47H91ZM94 48V47H93ZM133 48V47H132ZM142 48H143V46H142ZM157 48H159V47H157ZM157 48H155V49H157ZM191 48H193V49H191ZM28 49V48H27ZM28 49V50H29ZM46 49V48H45ZM44 49V50H45ZM55 49V48H54ZM97 49V48H96ZM114 49V50H113ZM168 49V48H167ZM170 49V48H169ZM188 49V48H187ZM36 49H34V50H30L31 52H34ZM44 50L42 51V52H44ZM50 50V51H49ZM49 50H47V52H49V55H50V53H51V55L49 56H47L46 54V51L44 52V53H40L39 51H37L36 50V52H38L39 54H36V55H39V57L41 58H38V61H40V60H45V62H47V65H45V63H44V65L45 66H50L51 65V67L52 66H56V69L55 70H60V68H62L61 70H68L67 68L68 67H71V65L73 64V62H74V64L75 65H77V66H74L75 68H73L72 69V67H71V69L73 70V73L75 74H78L79 72L78 71H80V74H78V75H80V76H78L79 78H77V76L76 75H74V78L72 77V81L75 79V78H77V80L79 79V81L80 80H82L83 78H81V77H87V79L85 80L87 83H83L84 84V86H85V88L86 89H84L86 92H87V95H85L86 94V92L85 91H83V90H81L82 92H85V96L84 97H82V98H84V99H82V101H79L78 103H77V101H75L74 103H73V101H72V106L71 107H75V106H78L79 107V112H84L83 110H84V108H86L87 109V106H84V105H88L89 104V101L91 100L92 102H94V100H96V99H91L90 97H95V93H98V92H102L103 90V88L105 87H102V89H101V91L99 90L101 87H99V85L98 84H96L97 82H95V84L98 86L97 88H96V85L94 84V79H98V77L100 78L99 79V81L101 80V79H103V80H101L100 81V83H102L103 85H105L106 83H105V79L103 78V74H104V76L107 74V72H105V71H102L101 73V76H102V78L100 77V74H98V72H97V70H101V67L99 68V69H96L95 70V72H93L94 71V68L92 69L91 67H89V66H92V64H90L89 66L88 65H86V64H84L83 65V63L84 62H86V63H90V62H88V60H85L83 57H82V54H81V56H76V58H75V56L74 57H72V55H74V54H77L76 52H77V50H76V52L75 51H73V52H75L74 54H72L71 55V53H70V55H69V53L66 55V56H71L72 57V59H73V61H69L68 60V62L64 59L63 61H66V62H62V64H63V66H60V65H58V64H61V61H60V58L58 57V55H57V53L58 54H60L59 52H56L55 54H53V52L51 51V49H49ZM56 50V49H55ZM55 50H53L54 52H55ZM80 50V49H79ZM88 50V51H89ZM93 50H95V49H93ZM159 51H160V49H158ZM0 51H1V49H0ZM61 51V50H60ZM83 51V50H82ZM155 51V50H154ZM185 51H186V49H185ZM194 51V52H193ZM35 52V53H36ZM69 52H71V51H69ZM108 52V53H107ZM123 52V51H122ZM125 52H126V49H125ZM127 52H128V50H127ZM158 52V51H157ZM1 53H3V52H1ZM0 53V54H1ZM9 53V52H8ZM11 53V52H10ZM27 53V52H26ZM91 53V52H90ZM89 53V54H90ZM97 53V52H96ZM119 53H120V51H119ZM119 53H117V54H119ZM185 53V52H184ZM182 54L181 55V53H180V55L181 56H183V55H185V54ZM6 54V53H5ZM45 54V55H44ZM93 54H94V52H93ZM113 54V53H112ZM125 53H123V55H124ZM190 54V56H191V53H189ZM3 55V54H2ZM22 55V54H21ZM27 55V54H26ZM53 55V56H52ZM96 55V54H95ZM120 55V54H119ZM186 55H188V53L186 54ZM185 55V56H186ZM60 56V55H59ZM63 56V55H62ZM64 56H65V54H64ZM87 56V55H86ZM115 56V55H114ZM185 56H183V57H185ZM211 58V57H213V59H209V57ZM95 57V56H94ZM98 57H96V58H94V59H97ZM105 57V58H104ZM125 57V56H124ZM172 57V56H171ZM63 58V57H62ZM75 58V59H74ZM98 58V59H99ZM108 58V57H107ZM106 58V59H107ZM122 58V57H121ZM165 58V57H164ZM167 58V57H166ZM173 58V57H172ZM3 59V58H2ZM40 59V60H39ZM104 59V60H103ZM114 59V58H113ZM135 59V58H134ZM4 60V59H3ZM62 60V59H61ZM92 61H93V59H92ZM118 61H120V60H118ZM174 61H175V58H174ZM174 61H172L173 63H174ZM188 61H191L190 59L188 60ZM186 59L184 60V58H183V60H182V62L180 63L181 64V66H180V64H179V67H181L182 69H183V71L186 73V75H187V79H188V81H190V82H187V85H188V83H190V86H192V88L193 89H191L190 91H192L197 97H198V99L200 98V100H201V102H199L198 101V99H197V97H196V99L193 97V96H191V94L189 95L188 93L186 94V95H183V98L185 97V104H186V102H187V104H186V106H187V111L190 113H192V116H194V118L196 117H198V119L199 118H202V116H209V115H214V113H216L217 111H219V110H224L226 107H228V105H227V101L224 99V97L222 98V99H224L225 101H226V104H223V103H221L222 101V99H221V97H220V100L217 98L216 99V104H213L210 100V102L208 101V100H206V98L203 96L204 95V91H206L205 90V88H203V84L201 83V81H200V79L201 80H206V78L205 79H202L201 77H197V75L198 76H200V74H196V72L197 71H194L193 69H191L192 68V66H191V64L188 62ZM203 61V60H202ZM42 62V61H41ZM41 62H38V63H40L41 65L43 64V63H41ZM71 62H72V64H71ZM107 62V61H106ZM113 62V61H112ZM111 62V63H112ZM117 62V61H116ZM116 62H114V63H116ZM171 62V61H170ZM171 62V63H172ZM197 62V63H198ZM211 62V61H210ZM92 63V62H91ZM98 63V62H97ZM113 63V64H114ZM169 63V62H168ZM177 63V62H176ZM37 64V63H36ZM164 64V63H163ZM175 64V63H174ZM173 64V66L174 67H176L175 65ZM205 64H207V61H206V63ZM5 65V64H4ZM58 65V66H57ZM96 65V64H95ZM94 64H93V66H95ZM116 65H118V64H116ZM171 65V64H170ZM199 66H200V64H198ZM202 65H204V64H202ZM7 66V65H6ZM21 66H23L22 64H21ZM43 66V65H42ZM82 66H84V67H86V68H84V67H82ZM103 66H105V65H103ZM110 66H111V68H112V65L110 64ZM119 66V65H118ZM155 66V65H154ZM158 66V65H157ZM172 66V65H171ZM209 66V65H208ZM27 67V66H26ZM34 67H35V65H34ZM38 67V66H37ZM96 67H98V65H96ZM117 67V66H116ZM125 67V66H124ZM156 67V66H155ZM5 68V67H4ZM8 68V67H7ZM30 68H32V67H30ZM40 68V66L38 67V69ZM55 67H53V69H54ZM57 68H59V69H57ZM81 68H84V69H81ZM109 67H107V69H108ZM119 68V67H118ZM163 68V67H162ZM180 68V69H181ZM199 68H201V67H199ZM24 69H25V66H24ZM32 69H34V68H32ZM35 69H36V67H35ZM42 69V68H41ZM41 69H39L38 71L39 72H41L42 71V75H41V77L43 78L42 79V81L43 82H46L48 79H50V78H48V74L50 73V71H45V70H41ZM45 69V68H44ZM52 69V68H51ZM50 69V70H51ZM70 68H69V71H67L66 72V74H71L72 73V71H70L71 70ZM106 69V68H105ZM110 69V68H109ZM114 69V68H113ZM126 69V68H125ZM128 69V68H127ZM139 69V68H138ZM150 69V68H149ZM177 69V68H176ZM194 69H196V68H194ZM204 69H206V66H205V68ZM1 70H3V69H1ZM23 70V69H22ZM61 70L59 71V72H61ZM103 70V69H102ZM111 70V69H110ZM151 70V69H150ZM208 70V69H207ZM37 71V70H36ZM53 71V70H52ZM51 71V72H52ZM111 71H113V70H111ZM124 71V70H123ZM149 71V70H148ZM155 71H156V69H155ZM163 71V70H162ZM165 71V70H164ZM163 71V72H164ZM177 71V70H176ZM205 71V70H204ZM24 72V71H23ZM28 72H29V70H28ZM58 72V73H59ZM62 72H64V71H62ZM97 72V73H96ZM104 72V73H103ZM110 72V71H109ZM109 72H108V74H109ZM126 72V71H125ZM169 72V71H168ZM203 72V71H202ZM32 73V72H31ZM65 73V72H64ZM115 73V72H114ZM114 73L112 74V75H114ZM139 73H140V71H139ZM152 73V72H151ZM153 73H155V72H153ZM157 73H158V71H157ZM172 73V72H171ZM34 74H35V72H34ZM40 74V73H39ZM55 74V73H54ZM60 75H62L63 73H59ZM106 75V76H111V73L109 74V75ZM135 74V73H134ZM211 74V73H210ZM209 74V75H210ZM0 75H1V78H2V76H3V78H5V83H8L6 86H7V88H8V92H7V96L9 95V98L7 99V97H5L6 99L4 100V101H6L7 100V107H6V105L4 106V104H2L3 105V107H4V109H8V110H10L8 107H10L11 106V104H12V102H16L17 103V99H15V97L14 96H12V95H14V94H12L13 92H15V90H16V92L17 91H19V89L17 90V86H19V84H21L22 83V86H23V83L26 81V80H24L23 79V76L22 75H24V76H26V74H22V72H21V70H20V68L18 69L17 68V65H16V67H14V66H11L10 67V64H9V69L8 70H5V72H0ZM57 74H55V76H56ZM60 75H58V76H60ZM96 75H97V77H96ZM136 75V74H135ZM141 75H143V74H141ZM145 75V74H144ZM147 75V74H146ZM145 75V77H146V79H147V77L148 76H146ZM150 75H152V74H150ZM160 75V74H159ZM214 75V74H213ZM32 76H33V74H32ZM40 76V75H39ZM58 76H57V78H58ZM67 76L68 75H66L65 77H63V79L65 78V79H67ZM106 76H105V78H106ZM109 76V77H110ZM207 76V75H206ZM205 76V77H206ZM60 77H62V76H60ZM68 77H70V76H68ZM112 77V76H111ZM110 77V78H111ZM161 77H163V76H161ZM172 77V76H171ZM174 77V76H173ZM176 77V76H175ZM178 77V76H177ZM177 77H176V79H177ZM210 77H212V75L210 76ZM28 78V77H27ZM30 78V77H29ZM54 78V77H53ZM56 78V79H57ZM81 78V79H80ZM136 78V77H135ZM138 78H142V76H138ZM152 78V77H151ZM169 78V77H168ZM200 78V79H199ZM32 78H30V80H31ZM55 79V78H54ZM64 79V80H65ZM144 79V78H143ZM172 79V78H171ZM170 79V80H171ZM209 79V78H208ZM211 79H213V78H211ZM215 79V78H214ZM252 79H254V80H252ZM51 80V79H50ZM58 80V79H57ZM64 80H62V81H58V83H59V85L62 83V85H60V86H62V88H64L63 86L64 85H66V84H68V82H66V84H65V82H64ZM69 80H71L70 78H69ZM68 80V81H69ZM76 80V81H77ZM84 80V79H83ZM87 80H89L90 82H88ZM107 80V79H106ZM110 80V79H109ZM145 80V79H144ZM149 80V79H148ZM179 80H182V79H179ZM36 81H38V80H36ZM49 81V80H48ZM75 81V82H76ZM85 81H81V82H85ZM98 81V80H97ZM98 81V82H99ZM103 81V82H102ZM108 81V80H107ZM106 81V82H107ZM143 81V80H142ZM142 81H141V83H142ZM147 81V80H146ZM145 81V82H146ZM183 81V80H182ZM210 80H208V82H209ZM215 81V83H216V80H214ZM213 81V82H214ZM217 81H219V79L217 80ZM54 82H56V81H54ZM64 82V83H63ZM78 82V81H77ZM77 82L76 83H72V85H70L71 84V81H70V83H69V85L70 86H73L71 89H74L75 87L74 86H78V84H77ZM80 82V83H81ZM169 82V81H168ZM203 82V81H202ZM212 82V83H213ZM37 83V82H36ZM49 83V82H48ZM47 83V84H48ZM51 83V82H50ZM57 83V82H56ZM55 83V84H56ZM80 83H79V85H80ZM105 83V84H104ZM132 83V82H131ZM130 83V84H131ZM138 83V82H137ZM176 83H180L179 85L180 86H176L177 88H181V82L180 81H178V82H176ZM175 83V84H176ZM186 83V82H185ZM211 83V84H212ZM27 84V83H26ZM31 84V83H30ZM39 84V83H38ZM38 84H37V86H38ZM64 84V85H63ZM73 84H77V85H73ZM85 84H90L89 86H87V85H85ZM134 84V83H133ZM151 84V81H150V83L148 84H145V83H143V84H141V85H139L138 87L137 86H135V84L134 85H129V84H127L126 86H127V88H126V91L128 92L127 93V95H129L130 96V98L132 99V102H134V104L136 105V107L138 108V112H139V115H140V117H141V120H142V123H144L145 124V126H147L148 128L150 127V129H152V126H153V124H155V123H157L158 122V124L160 125V127L162 128V130H164L165 132H167V133H170L173 129H175V127H176V125H177V123H178V125L179 126H181V127H185V125H187L186 124V122L188 123V121H187V119H185V118H183V112H182V110H183V108H180L182 105H185V104H182L180 107H179V105L177 106V99L175 100V97H173V96H171L172 94L171 93H169L170 91L169 90H166V91H164V93H163V97H164V103H163V101H162V98L163 97H160L159 99H161V101L158 99V97L159 96H157L158 94V92H159V90H157L158 92L155 94V90H154V88H152V86L150 85ZM167 84V83H166ZM217 84H218V82H217ZM216 84V85H217ZM221 84V83H220ZM42 85H43V83H42ZM42 85H39L40 87V90H39V88L37 89V88H34V87H32V88H34L35 90L37 89V90H39V91H37L38 93V98H40V94L42 93V89H44L43 88V86ZM82 85V84H81ZM80 85V87H83V86H81ZM95 85V86H94ZM101 85V84H100ZM158 85V84H157ZM176 85H178V84H176ZM186 85V84H185ZM205 85V84H204ZM209 86H210V84H208ZM213 85H215L214 83H213ZM215 85V86H216ZM5 86V87H6ZM36 86V85H35ZM47 86L48 85H46V88H47ZM70 86L69 87H66V90H68V89H70ZM102 86V85H101ZM183 86H184V84H183ZM183 86H182V88H181V90H183ZM258 86V88L256 89L255 87H257ZM0 87H1V85H0ZM45 87V86H44ZM58 87V86H57ZM79 87V86H78ZM79 87V88H80ZM88 87V88H87ZM165 87V86H164ZM169 87V86H168ZM205 87H207L206 85H205ZM214 87V86H213ZM220 87V86H219ZM20 89L22 88V87H19ZM49 88V87H48ZM53 88V87H52ZM52 88H49L50 89V91H52V90H55V89H52ZM56 88V87H55ZM68 88V89H67ZM79 88L78 89H76V90H78V91H76L75 89V91H76V93L77 92H79L80 90H79ZM99 88V89H98ZM156 88V87H155ZM161 88H163V86L161 87ZM166 88V87H165ZM185 88V87H184ZM191 88V87H190ZM260 88V89H259ZM10 89L12 90L11 92H10ZM24 89V88H23ZM52 89V90H51ZM57 89H59V88H57ZM70 89V90H71ZM81 89V88H80ZM167 89V88H166ZM169 89V88H168ZM176 89V88H175ZM186 89V88H185ZM184 89V90H185ZM65 90V89H64ZM70 90H68L69 92V95H70V93H72V91H74V90H71V92H70ZM163 90H164V88H163ZM177 90V89H176ZM175 90V91H176ZM179 90V89H178ZM7 91V90H6ZM21 91V90H20ZM30 91V90H29ZM47 91H48V89H47ZM58 91V90H57ZM74 91V92H75ZM169 91V92H168ZM174 91V90H173ZM211 91V94H212V89L210 90ZM209 90H208V92H210ZM215 91V90H214ZM216 91H217V89H216ZM215 91V92H216ZM222 91V90H221ZM221 91H219L220 93H221ZM31 92V91H30ZM35 92V91H34ZM44 92H46V91H44ZM49 92V91H48ZM59 92H61V91H59ZM73 92V93H74ZM160 92H162V91H160ZM165 92H168V93H165ZM184 92V91H183ZM1 93V92H0ZM23 93V92H22ZM29 93V92H28ZM40 93V94H39ZM63 93V92H62ZM61 93V94H62ZM72 93V94H73ZM121 93H123V92H121ZM179 93V92H178ZM178 93H176V95L178 94ZM225 93V92H224ZM31 94V93H30ZM36 94V95H37ZM52 94V93H51ZM51 94H49V95H51ZM56 94V93H55ZM65 94H66V92H65ZM78 94V93H77ZM79 94H81V92H79ZM94 94V95H93ZM171 94V95H170ZM213 94H215V93H213ZM17 95V94H16ZM21 95V94H20ZM43 95V94H42ZM48 95V96H49ZM64 95V94H63ZM68 95V96H69ZM83 95V94H82ZM82 95H80V96H82ZM207 95V94H206ZM219 95H221V94H219ZM225 95H226V93H225ZM24 96H26V94H24ZM24 96L22 97V98H24ZM44 96V95H43ZM56 96H58V94L56 95ZM71 97L70 98H73L72 96H74V94L73 95H70ZM98 96V94L96 95V97ZM178 96V95H177ZM214 96H216V95H214ZM228 95H226V97H227ZM12 97V98H11ZM29 97V96H28ZM35 97V96H34ZM46 97V96H45ZM53 97V96H52ZM62 97H64V96H62ZM65 97H67V96H65ZM64 97V98H65ZM182 97V96H181ZM193 97V98H192ZM217 97V96H216ZM215 97V98H216ZM17 98V97H16ZM20 98H21V96H20ZM21 98V100L23 101V99ZM41 98H44V97H42L41 96ZM40 98V99H41ZM51 98V97H50ZM55 98V97H54ZM75 98V97H74ZM73 98V99H74ZM77 98H79V97H77ZM76 98V99H77ZM87 98V99H86ZM123 98H125L124 96H123ZM128 98V97H127ZM33 99V98H32ZM34 99H36V98H34ZM33 99V100H34ZM46 99V98H45ZM57 99H59V97H57ZM67 99V98H66ZM80 99V98H79ZM121 99V98H120ZM182 99V98H181ZM194 99H195V101H194ZM30 100V99H29ZM48 100V99H47ZM50 100V99H49ZM60 100V101H59ZM58 101L59 102H61V99H59ZM81 100V99H80ZM103 100H104V98H103ZM102 100V101H103ZM125 100H127V99H125ZM128 100H129V98H128ZM148 100L150 103L149 104H151V106H152V111L151 112H153L152 114L155 116H152V114L150 115V110H148V108L150 107V105H147L148 104V101H147V103H146V101ZM178 100H179V98H178ZM56 101V100H55ZM64 102H65V100H63ZM62 101V102H63ZM70 101V100H69ZM68 101V102H69ZM221 101V102H220ZM244 101V100H243ZM25 102H26V100H25ZM36 103L38 102V101H35ZM35 102H34V104H35ZM42 102V104L44 103L43 102V100L41 101ZM40 102V103H41ZM47 102H49V101H47ZM67 102V101H66ZM182 102H184V101H182ZM228 103V104H231V103ZM260 102V101H259ZM3 103H5V102H3ZM5 103V104H6ZM28 103V102H27ZM40 103H38L39 105H37V104H35V108L36 109H38L37 111H36V113H35V111H34V113H35V115H36V117H38V119H36L33 115H30V114H32L31 112H29L30 114H28V116H23L22 118H21V121H20V118L18 119V116L16 117L15 115L16 114H14V115H11V117L13 118V121H11L12 122V125H11V123L10 122H8V121H5V119H4V117H3V120H2V122L0 123V132H4V131H7L8 133L7 134H9L8 136H7V134L5 135V133L3 134V135H5L6 137H8V139H9V136H11V137H13V139H14V134H20V138L22 139V143H23V145L24 146H26L25 148H28L29 147V145H31L30 144V142H29V139H28V137H27V140H26V136L27 135H30V134H27L26 135V132H29V130H31V131H33V132H36V134L35 135H37L38 133L40 134V132H38V130L39 129H42L43 130V133L41 132V135L42 136H44L45 135V137L44 138H46V139H48V142H49V144H50V146H49V148H51V147H54V148H56L55 147V145H56V140H55V145L53 144V141H51V140H53V137H54V135L55 134H58V131H61L62 133L64 132V131H62V130H67V128H69L67 131H72V125H75V117L74 118H72V119H70L69 117V121H63L62 120V118H61V120L63 121H59V122H55V121H57V120H55L54 122L55 123H52V122H50V123H48V124H50V125H48L47 123V125H42L41 124V122L39 121V119L41 120L42 118V116H43V114H45V113H47L46 111H45V113L43 112V110L45 109L44 108V104H43V106L41 105L40 106ZM52 103V102H51ZM80 103V104H79ZM88 103V104H87ZM98 103H99V101H98ZM121 103V102H120ZM146 103V104H145ZM179 103V102H178ZM197 103V104H196ZM199 103H200V105H201V107L199 106ZM241 103V102H240ZM14 104V103H13ZM13 104H12V107H13ZM19 104V103H18ZM17 104V105H18ZM23 104H24V102H23ZM32 104V103H31ZM47 103H45V105H46ZM53 104H55V103H52V105ZM68 104V103H67ZM67 104H65V105H67ZM116 104H118V103H116ZM180 104V103H179ZM50 105V104H49ZM55 105H58V104H55ZM63 105V104H62ZM70 105H71V103H70ZM98 105V104H97ZM114 105V104H113ZM121 105V104H120ZM167 105V106H166ZM199 107H198V106ZM232 105V104H231ZM230 105V106H231ZM264 105V104H263ZM15 106V105H14ZM19 106H21V105H19ZM59 106H61V105H59ZM68 106H69V104H68ZM84 106V108H82ZM91 106V105H90ZM89 106V107H90ZM149 106V107H148ZM185 106V107H186ZM229 106V107H230ZM6 107V108H5ZM25 107V106H24ZM24 107H23V109H24ZM64 107V106H63ZM66 107V106H65ZM64 107V108H65ZM88 107V108H89ZM96 107V106H95ZM98 107V106H97ZM112 107V106H111ZM114 107V106H113ZM246 107V106H245ZM0 108H1V105H0ZM15 108H16V106H15ZM34 108V109H35ZM59 108V107H58ZM61 108V107H60ZM76 108V107H75ZM74 108V109H75ZM123 108V107H122ZM200 108V109H199ZM258 108V107H257ZM261 108V107H260ZM264 108V107H263ZM2 109V108H1ZM0 109V111H2ZM5 110V111H3V112H5V113H2V112H0V113H2V114H5V115H7V117H8V114H9V111L8 110ZM83 109V110H82ZM130 109H132L133 110V108H128V110L127 109H124L125 111H123V112H120L119 114H120V117H122L123 115H121V113L122 114H124L125 115V117L123 118V120L125 119V122L126 121H128V118L130 117V115L133 113V111L132 110H130ZM135 109V108H134ZM218 109V110H217ZM250 109V108H249ZM12 110H13V108H12ZM29 110V109H28ZM27 110V111H28ZM49 110V109H48ZM55 110V109H54ZM58 110V109H57ZM66 110V109H65ZM73 110V109H72ZM77 110V112H78V109H76ZM81 110V111H80ZM111 110V109H110ZM116 110H118V109H116ZM120 110V109H119ZM240 110V109H239ZM247 110V109H246ZM258 110V109H257ZM260 110V109H259ZM7 111V112H6ZM11 111V110H10ZM16 111H17V109H16ZM30 111V110H29ZM50 111V110H49ZM51 111H53V109H51ZM69 111V110H68ZM86 111V110H85ZM114 111V110H113ZM186 111V110H185ZM184 111V112H185ZM241 111V110H240ZM12 112V111H11ZM58 112V111H57ZM67 112V111H66ZM74 112H76V111H74ZM76 112V113H77ZM78 112V113H79ZM187 112V113H188ZM6 113H8V114H6ZM13 113V112H12ZM11 113V114H12ZM22 113V112H21ZM48 113H50V112H48ZM47 113V114H48ZM77 113V114H78ZM85 113V112H84ZM110 114H112L111 113V111L109 112ZM218 113V112H217ZM252 113H253V111H252ZM251 113V114H252ZM2 114L0 115V116H2ZM26 114V113H25ZM56 114H59V113H56ZM67 114V113H66ZM69 114H72V113H69ZM68 114V115H69ZM80 114V113H79ZM78 114V115H79ZM83 114V113H82ZM81 114V115H82ZM109 114V115H110ZM113 114H114V112H113ZM232 114V113H231ZM233 114H235V113H233ZM231 115L230 116V114H227V115H229V117L228 116H226V121H227V124H229V126L228 127H230V129L229 130H231L230 132H229V135H231V133L233 134V137H235L236 139H234L236 142H234V144H235V147H234V144L232 145V147L231 146H229L228 144L231 142L230 140H229V143H226L227 144V146H229V148H231V149H229L228 147H225L224 145H226V144H224L225 143V141H221V140H218V143L215 141V139L216 138H221L222 139V137L224 138V136H222L221 137V135H225V134H223L224 132H227V131H225V129H224V131H222V130H220V129H217L218 127H220L222 124V121L221 122H219V123H217V125L216 126H213V124H211L213 127H214V130H216V132L214 133L213 131H208L207 130V132H208V134L206 133V135H204L205 137V139H206V142H204L203 140H200V144L202 143V141L204 142V143H206V145L208 144V141L210 140V138L212 139V141H213V143L214 142H216L215 143V145L213 144V146H214V149H215V147H218L219 145L218 144H220L219 142H221V144H220V146H219V148L221 147V145H223V147H225V150H226V148H228V151L227 152H234L236 149H238L239 151H238V153H237V151H235L236 152V154H242V158H244V160L243 161H240L238 164H236L239 160L237 159V162L235 161V159L238 157L237 155H236V158H235V156L234 155H232L231 153H229V154H231L232 156V158L230 157V155L228 154V157H230L231 158V161H233L232 159L234 158V161L232 162V166L234 167V168H236V170L234 171L235 172V174H237V172L239 171L240 172V175L241 176H245L246 175V177L249 179V180H251L249 177H248V175L247 174H249V173H244L243 174V169L245 168V166H243V167H241V168H243L241 171H240V166L239 165H241V162H244V163H242V164H244V165H246L245 164V162L248 164V167H246L247 169L245 170V171H248V170H250V174H251V176L252 177H254V178H256L257 179V181H258V179L259 180H261V179H264V167L262 168V165H264V160L263 159H261V157H259V156H257V159H255L256 157H255V155L254 154H256V152L257 151H259L260 149L259 148H261L260 146H262L261 144H263L264 143V127L262 126V131H260V133L258 132V130H257V132H254L255 131V129H254V121H252V119L251 118H249L250 117V115L247 117V115L245 114V113H243V112H237L235 115ZM256 114V113H255ZM264 114V113H263ZM5 115H3V116H5ZM49 115V114H48ZM51 115V114H50ZM54 115H55V113H54ZM60 115H65L64 114V112L62 113V114H60ZM67 115V116H68ZM75 115V114H74ZM78 115H76V117L78 116ZM133 115H135V113L133 114ZM151 117H150V116ZM171 115H172V117H171ZM185 115V114H184ZM212 115V116H213ZM218 115H219V113H218ZM226 115V114H225ZM259 114H257V116H258ZM10 116V115H9ZM45 116V115H44ZM52 116H53V114H52ZM56 116V115H55ZM62 116V117H63ZM66 116V115H65ZM64 116V117H65ZM80 116V115H79ZM118 115H114V117H109L110 118V124H111V126L112 127H114V129H115V127L118 129V128H120V127H123V126H121V125H123V124H125V123H123L122 122V118H119V116L117 117ZM178 116V117H177ZM189 116H190V114H189ZM192 116H190L191 118H192ZM262 116V115H261ZM20 117V116H19ZM50 117V116H49ZM72 117V116H71ZM153 117H154V119L155 120H157V122L153 119ZM173 117H176L175 118V121L177 122L176 124H174L173 123V121L174 120H172L173 119ZM185 117V116H184ZM186 117H187V115H186ZM203 117V118H204ZM210 117V116H209ZM228 117V118H227ZM5 118H6V116H5ZM10 118V117H9ZM46 118V117H45ZM51 118L52 117H50V119L48 120V118H47V122L48 121H50L51 120ZM68 118H67V120H68ZM172 118V119H171ZM188 118V117H187ZM202 118V119H203ZM219 118V117H218ZM248 118H249V121H248ZM6 119H8V118H6ZM54 119H56V118H54ZM58 119V118H57ZM60 119V118H59ZM64 119V118H63ZM65 119H66V117H65ZM134 119V118H133ZM189 119V118H188ZM224 119V118H223ZM222 119V120H223ZM251 119V120H250ZM263 119V118H262ZM44 120V119H43ZM137 120H139V119H137ZM186 120V121H185ZM190 120V119H189ZM196 120V119H195ZM217 120H219V119H217ZM245 120H246V122L248 121V124L246 125V123H245ZM258 120V119H257ZM1 121V120H0ZM45 121V120H44ZM51 121H53V120H51ZM76 121H77V118H76ZM133 121V120H132ZM203 121V120H202ZM216 121V120H215ZM224 121V120H223ZM139 122V121H138ZM242 123L243 122V124H244V126H246L247 128H248V130H247V128H245V130L247 131V132H249V134H250V132H251V135H253V133H255L254 135H253V140H252V136H251V138L249 137V136H246L248 133H246V131H241L240 130V126H238L237 124L238 123ZM43 123V122H42ZM52 123V124H51ZM123 123V124H122ZM128 123H130L129 121H128ZM214 124H215V122H213ZM226 123V122H225ZM258 123V122H257ZM157 124V125H158ZM172 124H174V126L172 125ZM261 124V123H260ZM77 125V124H76ZM130 126H131V124H129ZM240 125V124H239ZM256 125V124H255ZM43 126V127H42ZM133 126H135V127H133ZM132 127H131V129H135V132L132 130V132H134V134L136 133V128H137V126L136 125H133ZM174 128H173V127ZM188 126V125H187ZM211 126V127H212ZM224 126H226V125H224ZM242 126V125H241ZM7 127V129L9 128V127H13L14 129H8V130H5V128ZM35 127V128H34ZM56 127V128H55ZM82 127V126H81ZM105 127H107V126H105ZM138 127H141L140 125L138 126ZM159 127V126H158ZM178 127V126H177ZM215 127H216V129H215ZM257 127V126H256ZM39 128V129H38ZM108 128V127H107ZM143 128V127H142ZM156 128H157V126H156ZM201 128V127H200ZM203 128V127H202ZM220 128H222V126L220 127ZM242 128V127H241ZM60 129V130H59ZM71 129V130H70ZM74 129V128H73ZM104 129V128H103ZM131 129H129V130H131ZM158 129V128H157ZM156 129V130H157ZM198 129V128H197ZM209 129V128H208ZM212 129V128H211ZM65 130V131H66ZM109 130V129H108ZM139 130H141L140 128H139ZM138 130V131H139ZM144 130V129H143ZM195 130V129H194ZM204 130V129H203ZM210 130V129H209ZM105 131V130H104ZM107 131V130H106ZM117 131V130H116ZM155 131V130H154ZM252 131H253V133H252ZM38 132V133H37ZM73 132V131H72ZM118 132V131H117ZM123 132H125V130L123 131ZM128 132V131H127ZM142 132V131H141ZM140 132V133H141ZM160 132V131H159ZM201 133H203L202 132V130L200 131ZM200 132H198V134L196 135V137L199 135V133ZM210 132H213L214 134H209ZM243 132V133H242ZM66 132H64V134H65ZM77 133V132H76ZM75 133V134H76ZM112 133L113 132H110V133H108V134H106V136L105 137H107L106 138V140H105V142L107 143V146H109V145H111V146H113V148H112V151L113 150H115L118 146H117V141H116V139H114L116 136H114L113 137V135H112ZM116 133V132H115ZM137 133H139V132H137ZM136 133V134H137ZM228 133V132H227ZM245 133V134H244ZM256 133H257V135H256ZM60 134V133H59ZM68 134V133H67ZM120 134V133H119ZM133 134V135H134ZM135 134V135H136ZM189 134V133H188ZM191 134V133H190ZM203 134H205V133H203ZM31 135H33V134H31ZM69 135V134H68ZM104 135V134H103ZM127 135V134H126ZM202 135V134H201ZM228 135V136H229ZM56 136V135H55ZM59 136V135H58ZM63 136V135H62ZM97 136V135H96ZM191 136V135H190ZM189 136V137H190ZM193 136V135H192ZM195 136V135H194ZM215 136H218V137H215ZM227 136V137H228ZM40 137V136H39ZM66 137V136H65ZM69 137V136H68ZM187 137V136H186ZM247 137H249V141H248V139H246ZM58 138V137H57ZM95 138V137H94ZM98 138V137H97ZM123 138V137H122ZM125 138V137H124ZM140 138V137H139ZM185 138V137H184ZM193 138V137H192ZM199 138H200V136L198 137V140H199ZM203 138V139H204ZM215 138V139H214ZM226 138V137H225ZM224 138V139H225ZM11 140H12V138H10ZM21 139H20V141H21ZM36 139H38L37 137H36ZM43 139V138H42ZM42 139L40 138V140L42 141ZM60 139V138H59ZM68 139V138H67ZM105 139V138H104ZM168 139V138H167ZM180 139V138H179ZM182 139H183V137H182ZM191 139V138H190ZM200 139H202V138H200ZM204 139V140H205ZM226 139H229V137L228 138H226ZM231 139H232V136H231ZM35 140V139H34ZM39 140V141H40ZM91 140V139H90ZM90 140L87 142V143H89L90 142ZM120 140V139H119ZM121 140H123V139H121ZM120 140V141H121ZM145 140V139H144ZM185 140H188V139H185ZM184 140V141H185ZM223 140V139H222ZM258 140V141H257ZM5 141V140H4ZM3 141V142H4ZM36 141V140H35ZM34 141V142H35ZM45 141L46 140H44L43 142L45 143ZM70 141H72V140H70ZM92 141V140H91ZM99 141V140H98ZM147 141V140H146ZM174 141V140H173ZM176 141V140H175ZM177 141H179V140H177ZM181 141V140H180ZM180 141H179V143H180ZM183 141V140H182ZM189 141L190 140H188V143H189ZM193 141V140H192ZM192 141H190V142H192ZM194 141H195V138H194ZM212 141H211V143H212ZM233 141V140H232ZM256 141L257 142H261V144L259 143H256ZM14 142V141H13ZM13 142H11L12 143V145H15V143H13ZM43 142H41V143H43ZM47 142V141H46ZM62 142V141H61ZM93 142H96L97 143V140L95 139V141H93ZM92 142V143H93ZM105 142H104V144H105ZM134 142V141H133ZM141 142V141H140ZM172 142V141H171ZM196 142H197V140L194 142L195 144H196ZM222 142H223V144H222ZM227 142V141H226ZM254 142V144H256V146L258 147H256V146H254V148L256 147L257 148V151H254L255 153L253 154V151H251V149H252V145H254V144H251V143H253ZM20 143V142H19ZM41 143H39V145L41 144ZM68 143H70V142H68ZM92 143H90V144H88L89 145V148L91 147L90 145H93V149L92 148H90V150H93V151H95V149H94V143L92 144ZM174 143H176V142H174ZM182 143V142H181ZM193 143V142H192ZM194 143L193 144H188V145H194ZM211 143H210V147H212L211 146ZM233 143V142H232ZM4 144V143H3ZM33 144V143H32ZM35 145H36V143H34ZM61 144V143H60ZM128 144V143H127ZM126 144V145H127ZM134 144V143H133ZM176 144H178V143H176ZM184 144V143H183ZM6 145H7V143H6ZM12 145H10V146H12ZM106 145V144H105ZM179 145V144H178ZM187 145V144H186ZM199 145V144H198ZM230 145H231V143H230ZM264 145V144H263ZM16 147H17V145H15ZM20 146V145H19ZM24 146H20L21 148L22 147H24ZM41 146V145H40ZM40 146H38V147H40ZM46 146V145H45ZM59 146V145H58ZM100 145H99V143H98V146H97V144H96V147L98 148ZM106 146V147H107ZM122 146V145H121ZM128 146V145H127ZM131 146V145H130ZM173 146H176V145H173ZM203 146V145H202ZM59 147H61V146H59ZM66 147H67V145H66ZM124 147V146H123ZM126 147V146H125ZM206 147V146H205ZM208 147H209V144H208ZM208 147H206V149H207V152H208ZM222 147V148H223ZM2 148V151H3V146L1 147ZM24 148V149H25ZM30 148V147H29ZM48 148V147H47ZM96 148V149H97ZM101 147H99L98 149H97V151L100 149ZM108 148V147H107ZM119 149H120V147H118ZM135 148V147H134ZM177 148H178V146H177ZM179 148H180V151L179 152H181V148H183V147H181V146H179ZM199 148V147H198ZM219 148H216V149H219ZM236 148V149H235ZM253 148V149H254ZM7 149V148H6ZM17 149V148H16ZM32 149V148H31ZM36 149V148H35ZM42 149V148H41ZM53 149V148H52ZM109 149H111L110 147H109ZM125 149V148H124ZM127 149V148H126ZM132 149V148H131ZM165 149V148H164ZM170 149V148H169ZM172 149V148H171ZM174 149H176V148H173V150ZM211 149H213V148H211ZM210 149V151L212 152H209V153H211L212 154V156L211 157H213L214 156V150H211ZM22 150H23V148H22ZM26 150V149H25ZM28 150V149H27ZM49 150H51V149H49ZM48 150V151H49ZM103 150V149H102ZM117 150V149H116ZM177 150V149H176ZM219 150H221V149H219ZM218 150V151H219ZM224 150V148L222 149V151ZM224 150V153L226 152ZM255 150V149H254ZM262 150V152L264 151L263 149H261ZM5 151V150H4ZM45 151V150H44ZM52 151V150H51ZM80 151V150H79ZM84 151V150H83ZM92 151V152H93ZM119 151V150H118ZM125 151V150H124ZM127 151H128V149H127ZM191 151V150H190ZM217 150H216V152H218ZM222 151H219V153L221 154V153H223ZM26 152H28V153H30L29 151H26ZM86 152V151H85ZM101 152V151H100ZM129 152H130V150H129ZM187 152V151H186ZM192 152V151H191ZM226 152V153H227ZM21 153V152H20ZM25 152H23V154H24ZM79 153V152H78ZM84 153V152H83ZM82 153V154H83ZM165 153L166 152H164V155H165ZM177 153V152H176ZM200 153H202L203 154V152L201 151ZM15 154V153H14ZM18 154V153H17ZM80 154V153H79ZM90 154V153H89ZM92 154V153H91ZM101 154H102V152H101ZM179 155H180V153H178ZM187 154V153H186ZM208 154V153H207ZM211 154H209V155H211ZM217 154V158H216V155L213 157L216 161H219L218 160V153H216ZM257 154H260V152L258 153L257 152ZM256 154V155H257ZM261 154H264V153H261ZM87 155V154H86ZM103 156H104V154H102ZM114 155V154H113ZM182 155H185V153L184 154H182ZM8 156H9V154H8ZM49 156V155H48ZM80 156V155H79ZM95 156V155H94ZM98 156H99V154H98ZM220 156V155H219ZM222 156H223V154H222ZM221 156V157H222ZM224 156H226V154H224ZM112 157V156H111ZM176 157V156H175ZM178 157V156H177ZM185 157V156H184ZM202 157V156H201ZM221 157H219V158H221ZM227 157V158H228ZM241 156H239V158H240ZM261 160H263V162H261L262 163V165H261V163L259 164V162H260V159ZM80 158H85V163H86V161L88 160H86V157H84L83 155L80 157ZM87 158H89V157H87ZM92 158V157H91ZM99 158V160H102V159H106V157L104 156V157H102V156H100V157H98ZM190 157H187V159H189ZM230 158H229V161H230ZM117 159V158H116ZM179 159H181V158H179ZM183 159V158H182ZM185 159V158H184ZM211 159V158H210ZM209 159V160H210ZM259 159V160H258ZM35 160V159H34ZM44 160V159H43ZM48 160H50V159H48ZM97 160V159H96ZM144 160V159H143ZM186 160V159H185ZM204 161H207L206 159H203ZM222 160V159H221ZM4 161V160H3ZM27 161V160H26ZM25 161V162H26ZM41 161V160H40ZM90 161V160H89ZM108 161V160H107ZM177 161H179L178 160V158H177ZM188 161V160H187ZM191 161V160H190ZM212 161H214V160H212ZM225 161H226V159H225ZM228 161V160H227ZM228 161V162H229ZM259 161V162H258ZM58 162V161H57ZM88 162V161H87ZM102 162H103V160H102ZM170 162V161H169ZM189 162V161H188ZM223 162V161H222ZM227 162V163H228ZM234 162H236L235 163V165H238V166H234ZM33 163V162H32ZM42 163V162H41ZM46 163L47 162H45L44 164H40V163H38L37 165H35V167H33L34 169H32V171H31V169H29L28 170V172L25 170V168H27V167H24V169H23V166H21L22 167V169H23V172L24 171H26V174H25V176H23L24 174H23V172H21V168H19V173L21 172L22 173V175L21 174H19L18 172H16L17 174H16V179H13V177H12V179H13V182H15V184L17 183V184H19L18 182H20L21 180L22 181H24V185H28V183L27 184H25V182L27 181H34L37 177H40V175H42V173L44 172V170H45V167L44 166H46ZM90 163H92V162H90ZM136 163V162H135ZM138 163V162H137ZM173 163H175V162H173ZM178 163V162H177ZM176 163V165H180V164H177ZM191 163V162H190ZM189 163V164H190ZM195 163V162H194ZM205 163V162H204ZM204 163L203 164H201V165H203L204 166ZM216 163V165L218 166V164H217V162H215ZM214 163V164H215ZM226 163V164H227ZM7 164V163H6ZM23 164V163H22ZM75 164V163H74ZM83 164H84V162H83ZM89 164V163H88ZM225 164V163H224ZM231 164V163H230ZM3 165V164H2ZM18 164H16V166H17ZM44 165V166H43ZM79 165H81V164H79ZM87 165V164H86ZM91 165V164H90ZM90 165H89V167H90ZM154 165V164H153ZM156 165H158L157 163H156ZM216 165H215V167H216ZM222 165H223V163H222ZM32 166H33V164H32ZM220 166V165H219ZM230 166V165H229ZM14 167V166H13ZM29 167H31V164H30V166ZM86 167V166H85ZM87 168V169H90V168ZM175 167V166H174ZM222 166H220L219 168H220V170L221 171H224V169L222 170V168H221ZM227 167V165L225 166V168ZM233 167H231V169L233 168ZM239 169H238V168ZM4 168H5V166H4ZM9 168V167H8ZM68 168H70V167H68ZM158 168V167H157ZM180 168V167H179ZM201 168H202V166H201ZM204 168H206L205 166H204ZM218 168V169H219ZM76 169H77V167H76ZM119 169V168H118ZM138 169V168H137ZM181 169V168H180ZM216 169V168H215ZM231 169L229 170V171H231ZM18 170V169H17ZM72 170H73V168H72ZM84 170V169H83ZM82 170V171H83ZM111 170V169H110ZM120 170H122V168H120L119 169V171H118V173L119 172H121ZM152 170H154V171H152V172H155V169L153 168ZM157 170V169H156ZM238 170V171H237ZM30 171V172H29ZM69 171H71L70 169H69ZM76 170H75V168H74V172H75ZM88 171V170H87ZM206 171V170H205ZM204 171V172H205ZM218 171V170H217ZM221 171H220V173H221ZM226 171V170H225ZM228 171V172H229ZM237 171V172H236ZM243 171V172H242ZM4 172H5V170H4ZM14 172V171H13ZM76 172H78V171H76ZM75 172V173H76ZM157 172V171H156ZM207 172V171H206ZM205 172V173H206ZM212 172V171H211ZM241 172H242V174H241ZM1 173V172H0ZM7 173V172H6ZM5 173V174H6ZM25 173V172H24ZM70 173H72L73 174V171L72 172H70ZM79 173V172H78ZM77 173V174H78ZM209 174H211L212 175V173H210V171L208 172ZM232 173V172H231ZM2 174H3V171H2ZM14 174V173H13ZM13 174L11 175L10 173H9V176L11 175V176H13ZM19 174V175H18ZM50 174V173H49ZM107 174V173H106ZM105 174V175H106ZM146 174V173H145ZM152 174V173H151ZM163 174V173H162ZM182 174V173H181ZM191 174V173H190ZM216 174V173H215ZM219 174V173H218ZM225 174V173H224ZM228 174H230V173H228ZM239 174V173H238ZM1 175V174H0ZM21 175V176H20ZM75 176H76V174H74ZM73 175V176H74ZM196 175V174H195ZM202 175H203V173H202ZM208 175V174H207ZM17 176H18V178H17ZM188 176V175H187ZM192 176V175H191ZM204 177L206 176V175H203ZM218 176V175H217ZM226 176H230V175H227L226 174ZM150 177V176H149ZM153 177V176H152ZM175 177V176H174ZM179 177V176H178ZM211 177V176H210ZM231 178H232V174H231V176H230ZM236 177H238L237 175H236ZM9 178H11V177H9ZM8 178V179H9ZM98 178V177H97ZM106 178V177H105ZM110 178V177H109ZM111 178L112 179H114V176H112L111 175ZM110 178V179H111ZM139 178V177H138ZM211 178H213V175H212V177ZM219 178V177H218ZM242 178H244V177H242ZM38 179V178H37ZM67 179V178H66ZM156 179V178H155ZM176 179V178H175ZM181 179V178H180ZM190 179V178H189ZM245 179V178H244ZM97 180V179H96ZM95 180V181H96ZM115 180V179H114ZM165 180V179H164ZM163 180V181H164ZM182 180V179H181ZM180 180V181H181ZM213 180V179H212ZM214 180H216V179H214ZM214 180H213V184H214ZM227 180V179H226ZM235 180V179H234ZM238 180H239V178H238ZM21 181V182H22ZM63 181H65L64 179H63ZM91 181V180H90ZM109 181V180H108ZM120 181V180H119ZM153 181V180H152ZM179 180H178V182H180ZM185 181V180H184ZM222 181V180H221ZM224 181V180H223ZM12 182V183H13ZM59 182V181H58ZM110 182V181H109ZM253 182V181H252ZM6 183V182H5ZM11 183V182H10ZM32 183V182H31ZM30 183V184H31ZM183 183V182H182ZM224 183V182H223ZM231 183V182H230ZM249 183V182H248ZM8 184V183H7ZM60 184V183H59ZM84 184V183H83ZM82 184V185H83ZM92 184H93V182H92ZM94 184H96V183H94ZM93 184V185H94ZM99 184V183H98ZM159 185L161 184V182L160 183H158ZM217 184V183H216ZM221 184V183H220ZM225 184H227V182L226 183H224L223 185H225ZM236 184V183H235ZM245 184V183H244ZM243 184V185H244ZM5 185V184H4ZM3 185V186H4ZM19 185H22V184H19ZM33 185V184H32ZM152 185V184H151ZM200 185V184H199ZM228 185V184H227ZM232 185V184H231ZM9 186V185H8ZM11 186V185H10ZM117 186V185H116ZM116 186H114L113 185V183H111L110 182V189L109 190H111V192L115 195V197H118V201H119V203L118 204H120V208L122 209V210H120L121 212L122 211H126V209L128 208V207H132V205L131 206H129V204H126V197L124 196L125 195V193H124V195L121 193V192H119V190L120 189H118ZM120 186V185H119ZM150 186V185H149ZM178 186V185H177ZM211 186V185H210ZM233 186V185H232ZM242 186V185H241ZM5 187V186H4ZM12 187V186H11ZM11 187H9V190L11 189ZM55 187V186H54ZM129 187V186H128ZM151 187V186H150ZM149 187V188H150ZM155 187V186H154ZM159 187V186H158ZM160 187H161V185H160ZM181 187V186H180ZM201 187V186H200ZM227 187V186H226ZM28 188H30V187H28ZM93 188H94V186H93ZM130 188H132V187H130ZM184 188V187H183ZM182 188V189H183ZM208 188H209V186H208ZM212 188V187H211ZM238 188V187H237ZM264 188V187H263ZM5 189V188H4ZM85 189V188H84ZM94 189H96V188H94ZM134 189V188H133ZM132 189V190H133ZM154 189H156V188H154ZM154 189L152 188V190L151 189H147L148 190V193L150 192V190H151V194H155V192H154ZM180 189V188H179ZM229 189V188H228ZM227 189V190H228ZM241 189V188H240ZM7 191H8V189H6ZM12 190H14V189H12ZM51 190V189H50ZM66 190V189H65ZM131 190V189H130ZM130 190H129V194H130ZM213 190V189H212ZM225 190V189H224ZM7 191H3L4 192V195H8L9 194V196H10V194H12V196L14 197V199H13V197H11L14 201H16V196L18 195L19 196V194H17V190L14 192L15 194H13V193H7V194H5ZM22 191V189L21 190H18V192H21ZM24 191V190H23ZM22 191V192H23ZM29 191V190H28ZM106 191V190H105ZM159 191V190H158ZM158 191L156 192L157 194H158ZM178 191V190H177ZM185 191V190H184ZM199 191H201V190H199ZM231 191V190H230ZM12 192V191H11ZM72 192V191H71ZM74 192V191H73ZM99 192V191H98ZM101 192V191H100ZM123 192V191H122ZM219 192H221V191H219ZM227 192V191H226ZM247 192V191H246ZM51 193V192H50ZM62 193V192H61ZM105 193V192H104ZM107 193V192H106ZM105 193V194H106ZM132 193H133V195L132 194H130V195H132V201L135 203V205L136 204H141V202L143 203L144 201H143V199H141L140 197H138L137 195V193H136V195L134 194V190L132 191ZM148 193H147V195H148ZM175 193V192H174ZM198 193H200V192H198ZM251 193V192H250ZM263 193V192H262ZM2 194V193H1ZM71 194V193H70ZM84 194V193H83ZM87 194V193H86ZM102 194V193H101ZM108 194V193H107ZM150 194V196H153V195H151ZM157 194H155V195H157ZM176 194V193H175ZM174 194V195H175ZM203 194V193H202ZM217 194V193H216ZM219 194V193H218ZM224 194V193H223ZM260 194V193H259ZM26 195V194H25ZM68 195L69 194H67V197H68ZM98 195H100L99 193H98ZM167 196H168V194H166ZM171 195V194H170ZM199 195V194H198ZM255 194L253 193V196H254ZM23 196H24V193H23ZM22 196V197H23ZM58 196V195H57ZM70 196V195H69ZM104 196H107V195H104ZM149 196V199L148 200H150V197ZM8 197V196H7ZM6 197V198H7ZM21 197V198H22ZM62 197V196H61ZM82 197H84V196H82ZM100 197V196H99ZM155 197V196H154ZM159 197V196H158ZM202 197H203V195H202ZM205 197V196H204ZM203 197V198H204ZM237 197V196H236ZM255 197H256V195H255ZM2 198H4V200H5V204H6V202L7 201H9V199L6 201V198H5V196L4 197H2ZM52 198V200L51 201H53L54 200V198L53 197H51ZM156 198V197H155ZM155 198H154V200H155ZM173 198H174V196H173ZM189 198V197H188ZM190 198H192V197H190ZM201 198V197H200ZM202 198V199H203ZM250 198H252V197H250ZM1 199V198H0ZM19 199H20V197H19ZM18 199V200H19ZM24 199V198H23ZM63 199V198H62ZM69 199V198H68ZM71 199V198H70ZM69 199V200H70ZM85 199V198H84ZM83 199V200H84ZM87 199V198H86ZM103 199H104V197H103ZM103 199H101L102 200V202L105 200H103ZM107 199V198H106ZM108 199H110V198H108ZM151 199H153V198H151ZM159 199V198H158ZM166 199V198H165ZM169 199H170V197H169ZM185 199V198H184ZM184 199H183V201H184ZM206 199H207V197H206ZM257 199V198H256ZM4 200H3V202H4ZM12 200V201H13ZM50 200V199H49ZM57 200V199H56ZM88 200V199H87ZM110 200H112V199H110ZM205 200V199H204ZM259 200V199H258ZM257 200V201H258ZM263 200H264V198H263ZM1 201V200H0ZM50 201V202H51ZM55 201V200H54ZM68 201V200H67ZM72 201V200H71ZM90 201V200H89ZM124 201H125V204L126 205H128V206H126L125 204H124ZM172 201H173V199H172ZM186 201V200H185ZM188 201H189V199H188ZM201 201V200H200ZM206 201V200H205ZM208 201V200H207ZM206 201V202H207ZM3 202H0V203H2L3 204ZM22 202V201H21ZM27 202V201H26ZM48 202V201H47ZM73 202V201H72ZM106 202H107V200H106ZM105 202V203H106ZM128 202H130L129 200L127 201V203ZM151 202V201H150ZM155 202H156V200H155ZM159 202V201H158ZM250 202V201H249ZM248 202V203H249ZM8 203V202H7ZM10 203V202H9ZM8 203V204H9ZM46 203V202H45ZM81 203V202H80ZM94 203V202H93ZM104 202H103V204H105ZM108 203V202H107ZM110 203V202H109ZM167 203V202H166ZM177 203V202H176ZM185 203V202H184ZM188 203H190V202H188ZM187 203V204H188ZM193 203V202H192ZM242 203V202H241ZM244 203V202H243ZM254 203H256V202H254L253 201V204ZM2 204H0V205H2ZM10 204H12V203H10ZM10 204H9V206H10ZM15 204V203H14ZM68 204V203H67ZM67 204H66V206H67ZM86 204H87V202H86ZM89 204H91L90 202H89ZM88 204V205H89ZM114 204V203H113ZM147 204V203H146ZM155 203H153V205H154ZM158 204V203H157ZM157 204H155V205H157ZM172 204V203H171ZM186 204V203H185ZM186 204V205H187ZM250 204V203H249ZM260 204V203H259ZM45 205V204H44ZM53 205H54V202H53ZM57 205V204H56ZM64 205V204H63ZM62 205V202L61 203H58V210H57V212H65L67 209H69L68 208V206H67V209H66V206H63ZM92 206H93V204H91ZM109 205V204H108ZM151 205H152V202H151ZM155 205L154 206H152V207H154L155 208ZM244 204H239V201H238V204H236V208H237V210H239V212H240V210H241V212H243V217L246 215V217H245V220H246V222H245V225H244V229H245V232L246 231H248V232H246V234H248V238H249V236H250V240H251V242L253 243L254 242V246L256 245V251L258 252L257 253V256H258V254H259V257L261 258L260 260L263 262V264H264V243H263V240H262V238H261V234H260V232L259 231H256L257 229H258V223H261V222H264V220L263 221H261V222H259V221H257L256 223L258 224H256L255 222H253L254 221V217H252L253 215H251V214H253V213H251V211H250V213L249 212H247L248 210H247V208H246V210H245V208H244V206H243ZM252 205V203L250 204V206ZM6 206H7V204H6ZM9 206H8V208H9ZM14 206V205H13ZM23 206V205H22ZM47 206V205H46ZM51 206V205H50ZM90 206V205H89ZM88 206V207H89ZM105 206V205H104ZM103 206V207H104ZM107 206V205H106ZM158 206V205H157ZM172 206H173V204H172ZM2 207H4L3 209H5V206L3 205V206H1V208ZM15 207H16V205H15ZM190 207V206H189ZM192 207V206H191ZM205 207V206H204ZM253 207V206H252ZM0 208V209H1ZM17 208V207H16ZM15 208V209H16ZM45 208H47V207H45ZM55 207H53V209H54ZM90 208V207H89ZM144 208H145V206H144ZM146 208H148V207H146ZM158 208H161V207H158ZM173 208V207H172ZM212 208V207H211ZM254 208V207H253ZM256 208V207H255ZM2 209V210H3ZM7 209V208H6ZM5 209V211H7ZM15 209H12V210H15ZM44 209V208H43ZM74 209H75V207H74ZM95 208H94V206H93V209L92 210H94ZM98 209V208H97ZM109 209V208H108ZM115 209V208H114ZM131 209H133V208H131ZM162 209V208H161ZM215 209V208H214ZM228 209H230V208H228ZM2 210H0V212H2ZM10 210H11V208H10ZM9 210V211H10ZM52 210V209H51ZM71 210H73V208L71 209ZM89 210V209H88ZM107 210V209H106ZM128 210H130V208H128ZM141 210V209H140ZM158 210V209H157ZM174 210V209H173ZM180 210H182V209H180ZM236 210V211H237ZM251 210H252V208H251ZM259 210V209H258ZM263 210V209H262ZM4 210H3V214L2 213H0V215L2 214L4 217L5 216H7V213L5 214L4 212H5ZM45 212H46V210H44ZM43 211V212H44ZM56 211V210H55ZM54 211V212H55ZM69 211H70V209H69ZM74 211V210H73ZM95 212H97L96 210H94ZM93 211V212H94ZM99 211V210H98ZM109 211V210H108ZM115 211V210H114ZM117 211V210H116ZM132 211H134V210H131V211H127V213H129V215L130 216H132V217H130L131 219H133L134 218V220H135V218L136 217H134L133 216V214H130V212H132ZM149 211V210H148ZM154 211H156V209L154 210ZM187 211V210H186ZM228 211H230V210H228ZM234 211V210H233ZM264 211V210H263ZM8 212V211H7ZM59 212V213H60ZM75 212V211H74ZM77 212V211H76ZM112 212V211H111ZM119 211H117V212H113V216H111V218H112V220L113 219H118L117 218V216H119V215H117V214H120L121 215V212L120 213H118ZM158 212H159V210H158ZM176 212V211H175ZM178 212V211H177ZM238 212V213H239ZM240 212V213H241ZM245 212V213H244ZM254 212V211H253ZM255 212H257V215L260 213V212H258V211H255ZM254 212V213H255ZM262 212V211H261ZM18 213V212H17ZM88 213V212H87ZM92 213V212H91ZM117 213V214H116ZM127 213H126V216H127ZM133 213V212H132ZM136 213V212H135ZM134 213V214H135ZM144 213H145V211H144ZM149 213H151L150 211H149ZM160 213V212H159ZM163 213V212H162ZM213 213V212H212ZM216 213V212H215ZM45 214V213H44ZM49 214V213H48ZM51 214V213H50ZM80 214V213H79ZM78 214V217H80V218H82L83 219V217H81L80 215ZM95 214V213H94ZM98 214V213H97ZM143 214V213H142ZM156 214H157V211H156ZM214 214V213H213ZM223 214V213H222ZM225 214L227 215L228 214V212H227V210L225 211ZM229 214H230V212H229ZM9 215V214H8ZM17 215V214H16ZM56 215H58V213H56ZM55 215V216H56ZM63 215H64V217H65V214L63 213ZM70 215V214H69ZM71 215H73L72 213H71ZM123 215V214H122ZM121 215V217H123ZM125 215V214H124ZM129 215H128V217H129ZM153 215V214H152ZM162 215V214H161ZM160 215V216H161ZM210 216L212 215V214H209ZM256 215V214H255ZM82 216H85V215H82ZM88 216H89V214H88ZM135 216H137V215H135ZM158 216V215H157ZM208 216V215H207ZM212 216H214V215H212ZM211 216V217H212ZM259 216V215H258ZM257 216V218H259ZM263 216V217H262ZM262 218H264V215L262 214ZM2 217V216H1ZM3 217V219H1L0 220V222L2 221V222H4V219L6 218H4ZM9 217H11V216H9ZM61 216L59 215V218H60ZM73 217V216H72ZM74 217H76V218H78L77 217V214L76 215H74ZM94 217V216H93ZM92 216H90V219L91 218H93ZM96 217H98L97 215H96ZM107 217V216H106ZM142 217V216H141ZM149 217V216H148ZM161 217H163V215L161 216ZM195 217V216H194ZM209 217V216H208ZM207 217V218H208ZM223 217H225V216H223ZM230 217V216H229ZM66 218V217H65ZM68 218V217H67ZM85 218V217H84ZM87 218V217H86ZM85 218V219H86ZM99 218L101 219V217L99 216ZM108 218V217H107ZM139 218H140V216H139ZM157 218V217H156ZM164 218V217H163ZM166 218H168V217H166ZM190 218V217H189ZM214 218V217H213ZM262 218H260V219H262ZM8 219V218H7ZM7 219H6V221H7ZM35 219V218H34ZM39 219V218H38ZM58 219V218H57ZM56 219V221H58ZM74 219V218H73ZM96 219H98V218H96ZM100 219H99V221H100ZM103 219V218H102ZM102 219H101V221L100 222H104V221H102ZM110 219V218H109ZM115 219V220H116ZM122 219V218H121ZM129 219V218H128ZM127 219V220H128ZM131 219H129V221L131 222L132 220ZM137 219V218H136ZM145 219V218H144ZM149 219V218H148ZM153 219V218H152ZM162 219V218H161ZM165 219V218H164ZM163 219V220H164ZM226 219V218H225ZM67 220L68 219H66V222H67ZM76 220V219H75ZM93 220V219H92ZM92 220H91V222H92ZM95 220V219H94ZM107 220V219H106ZM119 220H120V216H119ZM124 220V219H123ZM138 220V219H137ZM140 220V219H139ZM150 220V219H149ZM149 220H147V221H149ZM168 220V219H167ZM178 220V219H177ZM215 219H213V221H214ZM236 220V219H235ZM240 220V219H239ZM244 220V221H245ZM30 221V220H29ZM63 221V220H62ZM61 221V222H62ZM69 221V220H68ZM74 221V220H73ZM96 222L98 221V220H95ZM94 221V222H95ZM98 221V222H99ZM108 221V220H107ZM141 221V220H140ZM153 221V220H152ZM210 221H212V219L210 220ZM225 221V220H224ZM227 221V220H226ZM225 221V222H226ZM230 221H232V219L230 220ZM256 221V220H255ZM23 222V221H22ZM70 222V224H72L71 223V221H69ZM76 222V221H75ZM113 222H114V220H113ZM123 222V221H122ZM138 222V221H137ZM151 222V221H150ZM150 222H149V224H150ZM154 222V221H153ZM152 222V223H153ZM50 223V222H49ZM52 223H54L55 224V222H52ZM59 223V222H58ZM57 223V227H55L56 226V224H55V226H54V224L52 225V226H45V227H43V228H40V227H38V228H35V227H37V224H36V226H35V224L33 223V226L32 227H34L35 229H34V231H28V232H26L25 233V231L23 230V232L25 233H23L24 235H22V234H20L21 236H19V242H21V243H19L20 245L22 244V246H20V247H23L21 250H20V253H24V252H26L25 254H26V256L27 257H32L33 258V260H34V262H38V260H39V262H43L44 260H43V258L42 257H40L41 255H39L38 254V252H37V250L36 249H40L41 247H44L43 246V240L45 239L46 240V236L47 235H49L50 236V238L52 237V239H54V238H57V237H54L53 238V236H58V235H56V232L57 231H59L58 229H60V227H64V228H66V226H62V224L60 225V224H58ZM86 223H87V221H86ZM119 223V222H118ZM121 223V222H120ZM129 223V222H128ZM135 223V222H134ZM139 223V222H138ZM145 223V220H144V222H143V224ZM151 223V224H152ZM155 223V222H154ZM215 223H217L216 221H215ZM228 223H230V222H228ZM235 223V222H234ZM237 223V222H236ZM31 224V223H30ZM66 224V223H65ZM68 224V223H67ZM69 224V225H70ZM97 224V223H96ZM199 224V223H198ZM197 224V225H198ZM207 224V223H206ZM208 224H211L210 222L208 223ZM212 224H214V222L212 223ZM224 224V223H223ZM227 224V223H226ZM225 224V225H226ZM231 224V223H230ZM244 224V223H243ZM263 224V223H262ZM1 225V224H0ZM59 225V226H58ZM63 225H64V223H63ZM107 225V224H106ZM110 225V224H109ZM119 225H121V224H119ZM134 225V224H133ZM138 225V224H137ZM137 225H134V226H137ZM146 225V224H145ZM191 225V224H190ZM227 225H229V224H227ZM264 225V224H263ZM9 226V225H8ZM29 227V228H32V227ZM39 226V225H38ZM88 226H90V225H88ZM108 226V225H107ZM152 226V225H151ZM164 226V225H163ZM213 227H212V230L214 229V225H212ZM219 226V225H218ZM260 226V225H259ZM2 227H4V226H2ZM20 227H22L21 225H20ZM48 227V228H47ZM72 227H73V225L71 226V229H72ZM87 227V226H86ZM85 227V228H86ZM101 227V226H100ZM105 227V226H104ZM129 227V226H128ZM137 227H139V225L137 226ZM136 227V228H137ZM147 227V226H146ZM190 227V226H189ZM188 227V228H189ZM194 227V226H193ZM199 227H200V225H199ZM206 227V226H205ZM230 227V226H229ZM262 227V226H261ZM61 228V229H62ZM69 227H67V229H68ZM119 228H120V226H119ZM122 228V227H121ZM124 228V227H123ZM141 228V227H140ZM198 228V227H197ZM207 228V227H206ZM211 228V227H210ZM218 228V227H217ZM60 229V230H61ZM67 229H66V233L69 231V229H68V231H67ZM81 229H82V227H81ZM80 229V230H81ZM90 229V228H89ZM95 229V228H94ZM108 229V228H107ZM133 229H134V227H133ZM182 229V228H181ZM187 229V228H186ZM195 229V228H194ZM220 229H221V226H220ZM256 229V230H255ZM264 229V228H263ZM7 230V229H6ZM87 230H88V228H87ZM93 230V229H92ZM116 229H114V231H115ZM121 231V234L123 233V231L124 230H122V229H120ZM131 230V229H130ZM188 230V229H187ZM200 230V229H199ZM209 230H211V229H209ZM222 230V229H221ZM261 230H262V228H261ZM18 231V230H17ZM16 231V232H17ZM61 231H64V229H62ZM60 231V232H61ZM82 231H84V229L82 230ZM81 231V232H82ZM102 231H103V229H102ZM119 231V230H118ZM185 231V230H184ZM189 231H190V228H189ZM197 231H198V229H197ZM197 231H195L196 233H197ZM218 231H220V230H218ZM239 231V230H238ZM71 232H74L73 230L71 231ZM71 232H69V233H71ZM76 232V231H75ZM87 232V231H86ZM89 233H87L86 234V237H87V235L88 236H90L91 237V235H92V233H93V231H88ZM99 232H101V231H99ZM110 232V231H109ZM191 232V231H190ZM193 232V231H192ZM203 232V231H202ZM213 232V231H212ZM223 232V231H222ZM241 232V231H240ZM257 232H259V233H257ZM20 233H21V231H20ZM83 233H85V231L83 232ZM91 233V234H90ZM96 233H97V230H96ZM107 233V232H106ZM114 233V232H113ZM119 233V232H118ZM136 233V232H135ZM189 233V232H188ZM194 233V232H193ZM224 233V232H223ZM263 233V232H262ZM16 234H19V233H16ZM58 234V233H57ZM75 234V233H74ZM201 234V233H200ZM205 234V233H204ZM207 234V233H206ZM205 234V235H206ZM212 234V233H211ZM213 234H215V232L213 233ZM78 235V234H77ZM83 235V234H82ZM102 235V234H101ZM100 235V236H101ZM189 235H190V233H189ZM210 235V234H209ZM209 235H206L207 237L209 236ZM230 235V234H229ZM235 235V234H234ZM262 235H264V234H262ZM48 236V237H49ZM62 236V235H61ZM70 236L71 237H73L74 238V236H72V234H70ZM94 236V235H93ZM122 236H123V234H122ZM192 238H193V235H192V233H191V235H190ZM198 236H200V235H198ZM206 236H205V239H206ZM218 236H221V235H219L218 234ZM241 236V235H240ZM68 237V236H67ZM71 237H69L70 239H72L71 241H73V240H75V239H73V238H71ZM82 237V236H81ZM187 237H189V236H187ZM196 236H194V238L192 239V240H194V239H196L195 238ZM222 237V236H221ZM225 237H226V235H225ZM236 237V236H235ZM244 237V236H243ZM61 238V237H60ZM89 238V237H88ZM95 238V237H94ZM105 238V237H104ZM208 238H210V236L208 237ZM207 238V239H208ZM215 238V237H214ZM232 238V237H231ZM32 239H33V241H32ZM47 239H49V238H47ZM59 239V238H58ZM78 239V238H77ZM76 239V240H77ZM83 239V238H82ZM102 239V238H101ZM106 239V238H105ZM110 239V238H109ZM188 239V238H187ZM211 239V238H210ZM209 239V241H211ZM223 239H225V238H223ZM12 240H14V239H12ZM34 240H35V242H36V244H35V246H34ZM55 240V239H54ZM60 240H62V239H59V241ZM66 240L67 241H70L69 239H67L66 238ZM66 240H64V241H66ZM79 240V239H78ZM90 239H88L87 241L90 243V241L92 242V240H93V238H91V240L89 241ZM95 240L96 239H94V242H95ZM107 240V239H106ZM105 240V241H106ZM159 240V239H158ZM190 240H191V238L189 239V242H190ZM200 240V239H199ZM215 240V239H214ZM217 240V239H216ZM243 240V239H242ZM18 241V240H17ZM46 241H48V240H46ZM51 241V240H50ZM56 241V240H55ZM66 241V242H67ZM83 241H85V239L83 240ZM113 241V240H112ZM196 241V240H195ZM203 241H205V240H203ZM14 242V241H13ZM66 242H63V243H65L66 245H64L62 242V244L66 247L67 246V244L68 243H66ZM160 242V241H159ZM171 242V241H170ZM176 242V241H175ZM178 242V241H177ZM177 242L174 244L173 242V248H174V246L175 245H177ZM188 242V243H189ZM191 242H194V241H191ZM190 242V243H191ZM219 242H220V240H219ZM224 242V241H223ZM242 242V241H241ZM244 242H245V240H244ZM12 243V242H11ZM10 243V244H11ZM18 243V242H17ZM33 243V244H32ZM46 243H48V242H46ZM72 243H76V242H72ZM78 243H80V240H79V242ZM87 243V242H86ZM89 243H87V244H89ZM93 243V242H92ZM99 243V242H98ZM98 243H96V244H98ZM107 243H108V240H107ZM155 243V242H154ZM205 243V242H204ZM204 243H201L202 245L204 244ZM209 243V242H208ZM207 243V244H208ZM211 243V242H210ZM239 243V242H238ZM256 243V244H255ZM55 244V242L54 243H52V246ZM56 244H57V241H56ZM59 244V243H58ZM77 244V243H76ZM194 244V243H193ZM212 244V243H211ZM221 244V243H220ZM7 245V244H6ZM13 245V244H12ZM15 245V244H14ZM48 245V244H47ZM49 245H51V243L49 244ZM61 245V244H60ZM84 245V244H83ZM89 245H91V244H89ZM111 245V244H110ZM109 245V246H110ZM179 245V244H178ZM177 245V247H179ZM187 245V244H186ZM192 245V244H191ZM191 245L189 246V244H188V246L191 248ZM196 245V244H195ZM225 245H227V244H225ZM230 245V244H229ZM235 245V244H234ZM237 245V244H236ZM239 245V244H238ZM10 246V245H9ZM70 246V245H69ZM69 246L67 247V248H69ZM93 248H95V243L93 244ZM104 246H105V244H104ZM170 246V245H169ZM194 246V245H193ZM200 246V245H199ZM206 246V245H205ZM219 246V245H218ZM231 246V245H230ZM7 247V246H6ZM13 247V246H12ZM15 247V246H14ZM13 247V248H14ZM17 247V246H16ZM58 247H60L61 249H60V251H58V253H60V255H61V253H62V249H63V246H58ZM64 247V248H65ZM71 247H73V244H72V246ZM75 247V246H74ZM90 247V246H89ZM91 247H92V245H91ZM90 247V248H91ZM171 247V246H170ZM169 247V248H170ZM180 247H182L181 245H180ZM180 247H179V249H180ZM204 247V246H203ZM210 247V246H209ZM208 247V248H209ZM240 247V246H239ZM242 247V246H241ZM240 247V248H241ZM245 247V246H244ZM242 248L241 249V251H242V253L240 254L239 252H238V254H240V255H242V254H244V255H246L247 256V254H249L250 252H251V256H252V251H249L250 249H246V248ZM10 248V247H9ZM47 248H49V247H47ZM83 248V247H82ZM86 248V247H85ZM97 248H98V246H97ZM159 248V247H158ZM185 248H186V246H185ZM188 248V247H187ZM194 248V247H193ZM198 248V247H197ZM212 248H213V246H212ZM211 248V249H212ZM221 248V247H220ZM220 248H219V250H220ZM232 248V247H231ZM237 248H238V246H237ZM240 248H238V249H240ZM250 248V247H249ZM8 249V248H7ZM45 249V248H44ZM50 249V248H49ZM78 249V248H77ZM99 249V248H98ZM101 249V248H100ZM172 249V248H171ZM175 249H177L176 248V246H175ZM182 249V248H181ZM180 249V252L182 253V254H184V250H181ZM224 249V248H223ZM4 250V249H3ZM16 250L18 251L19 249H17L16 248ZM15 249H12V248H10V249H8L7 251H6V248H5V251H1V253H0V264H11V262H12V264L14 263H16V264H31V260H30V263L28 262L27 263V261H29V260H26V259H23L22 260V262H20V258L22 257V256H20L21 254L19 253V252H17ZM24 250V251H23ZM51 250V249H50ZM53 250V249H52ZM51 250V251H52ZM55 250L57 251L58 249H56L55 248ZM83 250V249H82ZM91 250H93V249H91ZM189 250V249H188ZM199 250V249H198ZM206 250H207V247H206V249L204 250L205 252H206ZM22 251V252H21ZM41 251H42V248H41ZM65 251H67V250H65ZM74 251H75V249H74ZM95 251H96V249H95ZM151 251V250H150ZM172 251V250H171ZM187 251V250H186ZM199 251H201V250H199ZM203 251V252H204ZM209 251V250H208ZM215 251H217L216 249L214 250V253H215ZM220 251H224V250H220ZM225 251H227V249L225 250ZM229 251V250H228ZM231 251V250H230ZM37 252V254H36V256H34V253H36ZM40 252V251H39ZM46 252V251H45ZM69 252V251H68ZM174 252V251H173ZM178 252H179V250H178ZM177 252V253H178ZM178 253V257L180 258V256L181 255H179V254H181V253ZM189 252V251H188ZM193 252V251H192ZM198 252V251H197ZM204 252V253H205ZM212 252H213V250H212ZM218 252V251H217ZM234 252V251H233ZM249 252V253H248ZM55 253V252H54ZM70 253V252H69ZM175 253H176V250H175ZM186 253L187 252H185V254L183 255V256H185V257H183V256H181V257H183L184 259L186 258V259H188L189 260V258H188V254H187V256H186ZM193 253H195V251L193 252ZM201 253V252H200ZM210 253V252H209ZM225 253V252H224ZM223 253V254H224ZM228 253V252H227ZM232 253V252H231ZM256 253V252H255ZM254 253V254H255ZM20 254V255H19ZM42 254H44L43 252H42ZM46 254H47V252H46ZM45 254V255H46ZM64 254V253H63ZM82 254V253H81ZM149 254V253H148ZM169 253L167 252V255H168ZM190 254V253H189ZM196 254V253H195ZM197 254H199V252L197 253ZM216 254V253H215ZM214 254V255H215ZM226 254V253H225ZM230 254V253H229ZM47 255H49V254H47ZM55 255H58L57 254V252L55 253ZM60 255L58 256V257H60ZM150 255H152V252H150ZM171 255V254H170ZM174 255V254H173ZM191 255V254H190ZM201 255V254H200ZM211 255H213V254H211ZM217 255V256H216ZM215 255V257H218V254H216ZM235 255V252H234V254H232V256L233 257H235L234 256ZM244 255H243V257H244ZM19 256V257H18ZM26 256H23L24 258L26 257ZM53 256V255H52ZM144 256V255H143ZM176 256V255H175ZM195 256V255H194ZM198 256V255H197ZM202 256L204 257V255L202 254ZM220 256V255H219ZM225 256H227V255H225ZM231 256V255H230ZM229 256V257H230ZM231 256V257H232ZM255 256V255H254ZM256 256V257H257ZM42 259H40V258ZM55 257V256H54ZM61 257H63V256H61ZM84 257V256H83ZM107 257V256H106ZM147 257V256H146ZM145 256H144V260H145V258H146ZM153 257L155 258V256H154V253H153ZM173 257V256H172ZM211 257V256H210ZM224 257V256H223ZM241 257V256H240ZM255 257V258H256ZM258 257V258H259ZM32 258H30V259H32ZM63 258H65V257H63ZM123 258V257H122ZM121 258V259H122ZM153 258V259H154ZM177 258V257H176ZM198 258H199V256H198ZM196 256H195V260L196 259H198ZM205 258V257H204ZM226 258H228V257H226ZM246 258V257H245ZM250 258V257H249ZM28 259V258H27ZM35 259H36V261H35ZM47 259V258H46ZM45 259V260H46ZM49 259H56V258H53V257H51V258H49ZM66 259V258H65ZM132 259V258H131ZM137 259V258H136ZM136 259L134 258V260L136 261ZM172 259V258H171ZM184 259H183V261L181 262V258L178 260V263L180 262V264L182 263V264H185V263H183V262H186V260L184 261ZM200 259V258H199ZM202 259V258H201ZM217 259V258H216ZM247 259V258H246ZM26 260V262L24 263L23 261H25ZM33 260H32V264L34 263L33 262ZM41 260V261H40ZM48 260V259H47ZM46 260V261H47ZM51 260V261H52ZM108 260V259H107ZM115 260V259H114ZM117 260V259H116ZM133 260V259H132ZM155 260V259H154ZM157 260V259H156ZM176 260V261H177ZM208 260V259H207ZM223 260V259H222ZM229 260H230V258H229ZM228 260V261H229ZM260 260H254L253 262H249V263H253V264H259V261ZM49 261V260H48ZM51 261H49V264H50V262ZM53 261H55V260H53ZM67 261V260H66ZM65 261V262H66ZM82 261V260H81ZM123 261V260H122ZM127 261V262H126ZM125 262L128 264V260H126ZM135 261H131L130 263L131 264H137V263H135ZM137 261H139L140 262V259L138 260L137 259ZM146 261H147V264H153V263H151L150 261H148L147 259H146ZM163 262H164V259L162 260ZM166 261V260H165ZM170 261V263H173V262H171V260H169ZM173 261V260H172ZM202 261H204V259L202 260ZM219 261V260H218ZM217 261V264H221V263H219ZM231 261V260H230ZM238 261V260H237ZM247 261H251V260H247ZM260 261V262H261ZM39 262L37 263V264H39ZM41 262V263H42ZM115 262H117V261H115ZM156 262V261H155ZM168 261H166V263H167ZM188 262H190V261H187L186 262V264H188ZM192 262V261H191ZM189 263V264H193V263ZM193 262H194V260H193ZM215 262V261H214ZM233 262H234V260H233ZM236 262V261H235ZM243 262V261H242ZM245 262H246V260H245ZM245 262H243V263H245ZM48 263V262H47ZM109 263V262H108ZM123 263V262H122ZM126 263H124V264H126ZM129 263V264H130ZM176 263V262H175ZM174 263V264H175ZM178 263H176V264H178ZM196 263V261L194 262V264ZM211 262H209V264H210ZM227 263V262H226ZM232 263V262H231ZM237 263H239V262H237ZM34 264H36V263H34ZM44 264V263H43ZM51 264H57L56 262L55 263H53V262H51ZM89 264V263H88ZM117 264V263H116ZM139 264V263H138ZM140 264H142V263H140ZM157 264H158V262H157ZM165 264V263H164ZM169 264V263H168ZM203 264H205V263H203ZM212 264V263H211ZM223 264V263H222ZM262 264V263H261Z\"/></svg>", "mask_w": 264, "mask_h": 264}]
</instances>
